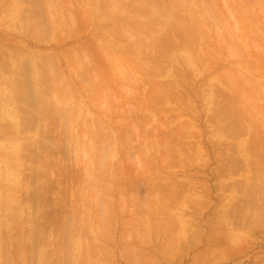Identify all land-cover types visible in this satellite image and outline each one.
I'll return each instance as SVG.
<instances>
[{"label":"rangeland","instance_id":"rangeland-1","mask_svg":"<svg viewBox=\"0 0 264 264\" xmlns=\"http://www.w3.org/2000/svg\"><path fill=\"white\" fill-rule=\"evenodd\" d=\"M19 1L22 2V3H19ZM25 1H27V2L25 3ZM32 1H34V2H32ZM45 1L47 3H49V2L51 3L53 1H56L57 3L55 2V5H56V8H57V6L59 7L60 15L58 14L59 13L58 12V8L56 10V12H58V13H53L52 14L53 10L55 12V9L56 8H54L52 11L50 10L51 7L46 8L49 5L48 6L47 5H43V3L44 4L46 3ZM58 1H62L63 2V0H58ZM58 1L57 0H51V1L50 0H48V1L47 0H44V1L43 0H22V1L21 0H0V101H1L0 102V106H1L0 107V176H1V182L0 183H2V185H3L2 188H0V207H1L0 208V235H1L0 236V247H1L0 248V264H53V263L54 264H86V263L87 264L88 263H90V264H94V263L95 264H264V108L262 109V107H264V104H263L264 103V99H262L263 96H264V93H263L264 91H262L263 90L262 87L264 85H262V87L259 86L260 88H262L261 89V93L263 94V96L262 95H259L260 90H257L258 93L255 92L256 94L251 92L253 94V96H255L257 94H258L259 97L262 96L260 98L255 96L254 102H250L251 104L253 103L254 105L255 104L256 105L259 104L258 107H261V105H262V107L259 108V109L255 105V107H254L255 108V111L252 110V107L254 105H251V104L248 103V105L245 106L247 103L246 104L244 103V105L242 104L245 101L243 99H245L246 96L245 97L243 96V98H242V96H239V97H241L239 99L237 98L238 97L237 96L236 97V100L238 99L239 101H236V102L233 101L235 98H232L233 100L231 99V101H233L234 104L236 103L235 104L236 106L233 105V102H230L229 103V101H227V100H230V97H229L230 95L233 97V92L234 91H232V93L230 95L228 94L229 96H227V98H229V99H227V98L224 99L226 97V95H225V97L224 96H220L218 99L215 98L218 101L223 100V99L226 100L227 101V103H225L226 106H224V104H223V102H226L224 100H223V102H220L218 105L216 104L217 101H215V104L212 102V101H214V100H212V98L214 99V97H218V95L221 94V93L218 94V92L216 91V89H218L219 87H221V84L220 83H222L224 81V79H226L225 78L226 77L225 75L227 74V72H228V75L231 76L230 73H234L235 70L237 68H239L237 66H240V68L238 70H240L242 68L243 71H244V68L247 67L246 65L249 66L248 63L253 58L252 55L254 57H256L255 55H257L256 58H253L252 59V61L255 59L254 60L255 62L253 61L252 64L254 65V63H256L254 65V66H256V69L255 70H258L259 72L256 71V75H255V71H254L253 66L251 64L252 61L250 62L252 69H249V70L250 71L253 70L254 72L253 71L250 72L249 70L246 71V72H249L250 74L253 72L255 78H253V74H252V76L249 75V74H247L248 75L247 76V75H245L246 72L244 74L241 73L242 70L240 72L237 70L238 73L239 74L241 73L240 75H242L243 78L247 76L249 78V80H253V81H256L257 79L258 80H262V78H264V67H262V66H264L263 65L264 64V61H263V63L261 62L262 60H264V58H263L264 56L263 55L260 56L262 58L261 61H260L262 63V66H261V64H257V62L259 61V60L257 61V59H260V57H258L259 56V52L263 51V54H264V49H262V47L264 45V28H262V26L264 27V0H236V2L234 0H229L231 4L229 2H226L228 0H215V4H214V0H204V1L203 0H199V1L194 0L193 1V2H195L194 4H193V2H191L192 0L191 1L190 0H182V1L180 0L182 2L181 7L183 5V6L186 7L185 10H187L189 7H190V9L187 10V11H185L183 9V7L182 8L179 7V9H181L183 11H181V12L180 11H177V13L175 12L176 13L175 16H173L174 14L173 15L171 14V21H172L174 27L175 28H178L180 31L183 28H185L184 25L187 22H191L192 24L193 23L194 24H197L198 23V25L201 24V28H203V29L204 28L205 29L207 28L206 31L204 29V31L206 33L211 30L213 33H211V31H210V32L207 33V35H205V32H201V33L204 34V35L201 34V36L203 35L204 36V39H205V40L202 39L203 45H204V43L209 44L210 43V40H212V38H213L212 36L215 35L214 36L215 43H214V40L212 42L213 45L210 43L211 44V45H209V46H211V48H209L210 50L212 49V46H213V49L215 48L214 47L215 46L214 44L218 43L219 40H221V39L223 40V38H220V37H223L224 34H225V36L227 38L229 36V35H227L229 32L232 33V34L238 32V34H239L237 36L238 39H239V36L240 35H244V34H247L248 33V35H245V36H249L250 34H254L253 37L257 36L256 37L257 39L256 38L254 39L252 37V35H251L250 36L251 37L250 39H254V42H253V44H252V42H251V44L250 43H248V44L251 45V46H254V47H256L255 46L256 44L259 47L262 46L261 48H258L257 47V49H260L261 50V51H258L256 49L258 51V54H257V51L253 47L252 48H253V50L256 51V54L255 53L252 54V51L250 52V49H252L251 46H249V49L245 48V49H247L248 53L250 52L252 55L249 56V54H248V58H249L250 61L248 59H246V58H245V60H242L241 59V54L239 55V52L240 51H241L240 53H242V49L240 47L243 46L244 42H246L248 40V38H246L247 40L245 39L246 41H244L243 38H245V36H243V38L241 36L240 37V40H239L240 43L237 42V44H239L238 45V49L239 50L241 49V50L238 52V57L233 58L235 54H234V52L232 53V51H231L232 49L230 50L229 47L231 46V48H233L235 46L233 44L236 41L235 40L233 41L232 39H235L236 36L233 34V36H234V38H233V36H231L232 34H230V36L232 37V39H231V37L229 36L230 39H231V42L229 41L231 43V45H230V43L228 45H230V46H228V47H222V46H220V45H223V46L227 45V43H228L227 41L230 40L229 38H228L227 41H225V42H227L226 44H225V42L222 44L221 41L219 42L220 45L219 44H216V45H219L221 47L220 49H222L221 50L222 53H218L219 54V59H221V60L217 59V60H219L218 62H221V63H218L217 62V64H220V65H217V67L219 68V70H217V67H216V70L218 72L220 71L219 73H221L220 76H218L219 73L215 70V68L213 70L215 72H212L210 74V76H209V74L207 73V71L211 67V64H210V67L209 66L205 67L204 68L205 70L203 71L204 72L203 75L208 76L207 77L208 79H205L204 80L205 83H203V81H202V79H203L202 76L203 75L201 76V74H200V76L202 78H200V76H199V71L198 70H203L202 68L200 69V65H199V67H197L198 68L197 69V72L196 71L194 72V70H195L196 67H194V70H193V67H192V70H189V72L190 71H193L192 72L193 74L192 73L190 74V73L187 72L188 75L186 76V78H184L185 77L184 75H186V74L183 75V73L181 72V70H183L184 68L181 69V67H182V65H183V67H185L186 65H188L190 63L186 60V63L183 62V64H182V61L184 59H187V58L184 57V55L182 56V57H184V59L183 60L181 59L182 53H180V52H182L184 50L181 51L180 49L179 50L177 49L178 52H179V55L180 54L181 55H180V58L179 57L176 58V56H178V52H175L174 53L175 55H174L172 52L173 51H177V50H174L175 48H171L170 50H172V51H170V53H172L173 54L172 56H175V57L172 58L171 55H168V57L170 56V59L168 58V60H171L172 61V59L175 60V58L178 60V58H179V60L181 59L182 61H180L181 63H180L179 66H178L179 62L177 60L174 61V62L172 61L173 64H172L171 61L170 62L167 61L166 63H170V64H166L167 67H165V71H166V68L171 70V64H172V68H174L175 65L177 67H180L181 66L180 68H177L175 66V69L177 68V70L179 69V71L181 72V73L180 72L178 73V75L179 74L181 75V76L179 75V77L182 78V75H183V78H184V80H183L184 82L182 81V84L183 85H181V87L184 86V89L181 88V87H178L179 89L181 88V90H179L180 91L179 93H181V91L183 89L184 90L183 93L185 94V91H187V89L189 88V86H192L193 89L196 86V88H198V89H195L194 90L195 91L194 94L196 92L197 93L201 92L204 95L208 93L207 96H204V95H202L200 93L202 95L201 97H204V98H202V102H201L200 95H197V93H196V95L193 94L192 87H191V90H192L191 92L192 93H190L187 96L189 97L191 95V98L190 97L188 98L189 100L190 99H192V100L193 99H196V100L191 101V102H189L188 99L185 100L187 97L185 99L182 98V97H180V95L183 94V93H181L180 95L177 94V93H174V90L177 89V88H175L174 90L172 89L173 91L172 90L171 91L174 94L179 95V96H177V97H179V99H176L175 98L176 96H175V97H172V99L170 97V99H168V100H171V101H168L167 100V96L169 95V93H168V95H166L165 94V91L162 92V90H163L162 86L160 87L161 81L163 82L162 79L165 78V77H163V75H165L166 72H168V71H166V72L163 71V72H160V73L157 72L158 74H156V75H160L159 76L160 78H158L156 76V79H155V76H151L150 74L152 72L153 73H156V72L153 71V69L155 70V69H158V68H156L154 66L155 65V62H154V60L151 59V57L148 56L149 58L147 59V56H146V58L144 57L145 59H143V56H145V55L140 56L141 53L139 54L140 57H138L136 51L134 50L135 47L134 48L131 47L132 48L131 51L134 50L135 53H136V55L134 53H133V55H135V57L137 56L136 58H139V59H137V60L134 61V59H136L134 57V59L132 60L133 61V64H136V61L139 62V60H140L139 63H142V61H144V60H148L147 63L145 61L143 62L144 64L145 63L148 64V63H150L149 60H151L152 65H151V63H150V65L152 67L150 66V68H153V67H155V68L151 69L152 72L151 73L149 72L150 73L149 74L148 73V69H150V68L147 67L148 65L146 66L148 69H145L146 67L142 68L143 71H140V70L138 71V69H137L138 68L137 67L138 65H136V68H134L135 66L132 64V61L130 62V60L133 58V56L130 58L132 52L129 53L130 56L129 55L126 56L127 59L128 58L130 59L128 62L131 63V64H129L127 62V59L126 60L124 59V61H122L123 59L122 60L120 59V58H123L122 57L123 55L128 54V51L126 53H125V51L129 47L126 48L127 46H125L126 49L124 50V46L122 47V45L119 44V43L122 44V42H117V40H116V39H118V38H116V37H118L117 35H116V37H112L111 38L112 41H110L111 44L113 43L112 46H114V47L111 48V44L109 42L108 43L110 45L107 44V41L110 40L109 37H111V36L114 35V31H116V32L121 31L120 33L126 32L124 34L127 37L124 34H122L123 35L122 37L125 36L124 38L126 40H129V42L131 41L130 38H133V34L130 31H133L132 28L135 29V27L137 26V24L138 25L140 24V26L139 27L137 26L136 29L137 28H140V27L142 28L141 25L143 23H140L138 21V19H137V18H139V15L138 16H137V14L136 15H133V13L135 14V13H137V11L142 12L141 11L142 8H140L141 6H143L142 4H139L140 6L138 7V4L135 3L136 1H134V3H133V4H137L138 9L140 8L141 10L139 9V10L133 11L135 6H133V10L132 11L129 10L130 8H128V10H129L128 12L125 11V10H123V12H124L125 15L128 14L129 12H131L130 14H132L131 15L132 17H130L128 19V17L130 16V14L128 16L126 15L127 16V19L129 20V23L130 24L128 23L129 27H128V25L126 26L127 28L125 27L127 29V31H123L122 32V30H125V29H123L124 28L123 24L126 25L128 21L125 22L126 17L125 18L124 17L122 18L123 15L120 17L122 19L119 18V14L122 12V9H120V8H124L123 6H125L126 4L129 7L130 5H128V3L131 2V4H132V1L133 0L132 1L128 0L129 2L127 0H122L124 2L126 1V4L123 3L124 5L123 4L120 5V8H118V9H120L119 10L120 11L119 14L117 13L116 10L112 9L113 8V5L112 4H114L115 1L113 3V1L110 0L112 2L111 4H110V1H108L109 2V5H111V7H112L111 8L112 9V12H114L113 15H115V11H116V14H118V17H116L117 15L116 16H113L112 15L113 17H115V20H116L115 21L114 19H112L113 17H111V18L109 17L112 13L111 14L108 13V16L105 15L107 12L104 13V15H102V17L103 16H106V17H109L110 18V19L109 18H107V19L113 20L112 21V25L114 24L113 22L115 21V24L113 26L114 31L112 29V25L111 26L108 25L110 21L108 22L107 19L105 20L106 17L102 19V17L100 16V18L98 20L99 21L100 20H104V21H101V23L98 21L99 24H100L99 27L101 28V26H102L101 24L102 23H103V26H104L105 21H107L108 24L105 25V26H107V27L110 26L111 28L110 27L109 28H106L105 27L104 28V31H103V29L100 30L99 27L97 26L98 24H96L97 23V18L96 17H99V15H100V14L99 15H96L97 12L99 11L98 8H100L97 5L99 3V1L92 2L93 0L92 1L86 0V2H85L83 0L84 1L83 2L82 0H73V1L71 0L72 2H70V0H68V1L64 0L65 3H66V5H67V8H68V6L70 4V8L69 9H66V5L60 4L61 8L63 6H65L64 8L67 10L66 11V14H64V15H63V13H65L64 12L65 10L63 11V13L61 12L64 8L63 9H60V6L57 5L58 4ZM94 1H96V0H94ZM102 1L104 2V6H106L107 5V2L104 1V0H100V3L101 4H102ZM122 1H120V3ZM161 1H163V0H161ZM171 1H173V0H171ZM171 1L170 0L169 1L167 0L166 1L165 0V3H159L158 2V4L161 5V7L162 6L164 7L165 5H168L169 7H171L174 4V2H177V3L180 2V1L174 0V2L172 4V3H170ZM205 1H207L208 3H210V2L211 3L208 4L206 2V4H207L206 5L205 4ZM216 1H217V3H216ZM220 1H222V3ZM74 2L77 3V4H79V6L77 4H75ZM16 3H17V5H16ZM100 3H99V5H100ZM177 3H175L176 6H177V8H176L175 5H173L171 8H173L175 6V8L178 10V4ZM197 3H199V4H197ZM233 3H235V6H234ZM34 4H35V7H34ZM52 4H51V6L53 7L54 6V2ZM94 4H95V6L97 5L98 8L97 7H93ZM204 4L207 7H205ZM216 4H217V6H216ZM227 4L229 5L228 7H227ZM71 5H74V6H71ZM18 6H21V7L19 8ZM104 6L102 4L101 7H104ZM127 6H125V7H127ZM75 7H76V9H75ZM81 7H83L84 9L85 8H90L89 10H91V11H92L91 8H95L96 11L93 9V12L95 14L93 12H91L92 13L91 18H93V14H94V18L96 19V20L95 19H92V22L94 21L93 23L90 22L91 19L89 20L90 17L88 15H91V14H89L90 11H88V10H87L88 11V14H87L88 18H86V19H88V21H87L88 23L86 22V24H85V21L86 20L85 21H81L83 23L80 22V20H82V19L84 20V16L87 13V11H85V15L83 16L82 13H84L83 12L84 9L82 10ZM143 7H145V6H143ZM213 7H216V9L219 12V14L217 13L216 9L215 10L213 9ZM72 8H73V10L71 11ZM108 8H110V6L108 7V5H107V9ZM175 8H173L172 11H174ZM198 8H200V9H198ZM16 9H18L20 12L18 10H16ZM21 9L23 11H21ZM35 9H36V11H34ZM45 9L47 11L42 12V10H45ZM101 9H103V10L101 11ZM104 9H105V7L104 8H100L101 13L105 12ZM131 9H132V7H131ZM165 9H167V6L165 7ZM48 10H50V13L51 14L49 13ZM77 10H79V12H77ZM149 10H150V8H149ZM211 10L212 11L214 10V11L212 12ZM241 10L243 12H241ZM189 11L191 12V14L188 13ZM207 11H208V13L209 12L210 13L208 14ZM14 12H16L15 13L16 15L13 14ZM38 12L43 13V14H40ZM47 12L50 14V16H49V14ZM146 12H149L148 9L146 11H144V13H146ZM178 12L180 14L185 13L184 16L187 14L186 17H184L186 19L183 18V15L182 16L181 15L178 16L177 15V14H179ZM235 12H236V14L233 15ZM213 13H216V15L213 14ZM37 14H38V16H36ZM55 14H58V15L56 16ZM70 14L73 15V16H75L74 14H77V16H75L77 18H80V16H82L81 17L82 19L80 18L79 19V22H78V24H80V27L79 26H76L78 24H76V25L74 24V23H77V22H75V21H78L77 18H76L77 20H75V21L73 20L74 23L72 21H70L71 22L70 24L72 25V23H73V26H71L69 24V22H67L68 21L67 18L68 19H71L70 17H73ZM121 14H123V13H121ZM210 14H212V15L210 16ZM217 14H218V16H217ZM223 14L224 15H229V18H232V16H233V18L230 20L229 18H227L228 16H224ZM239 14H241V16H243V17L245 16L244 17L245 20L242 19V21L244 22V24H243V22H241V18H243V17H240V19L238 18V16H240ZM42 15H44V17ZM230 15H231V17H230ZM236 15H237V17H236ZM34 16L36 18H34ZM54 16H56L57 19ZM64 16H66L67 18L64 17ZM68 16H70V17H68ZM87 16H85V17H87ZM136 16H137V18H135ZM172 16L173 17H176V18L172 19ZM187 16H189L188 17L189 19L187 18ZM256 16L258 17V19H256L257 18ZM49 17H50V19H49ZM58 17H60L59 18V21H58ZM161 17H159V18H161ZM211 17H213V19H209ZM215 17L216 18L219 17L222 20L221 21L220 20L217 21L216 19H214ZM39 18H40V20H39ZM51 18L53 20L52 22L55 21L54 23L55 24L57 23V27H56V25H54V24H52L50 22L51 21ZM61 18H63V19L61 20ZM117 18H119L120 20L119 19L117 20ZM159 18L157 17V20L154 18L155 19L154 24H156V25L153 24V26L154 27L155 26L157 27V28L155 27L156 30H153L154 29L153 27L150 28V30H149V28L147 27L148 29L146 28V29H142L141 30V32H143V30H145L144 32L147 31V33H144L143 34V33L138 32V31L137 32L140 33V34L134 33V36L138 34L137 36H141V38H143V39H141L139 37V39H136L137 40V43H136L135 40H132V41H135V43L133 42L134 43L133 44L134 46H135V44H136V46H139V47L142 46V44L139 45V43L141 41L143 43L144 42L143 40H146V38L143 37V35L144 36H145V34L146 35H150L149 33L152 32V30H153V32L156 31V32H154V34L156 33L155 35L152 34V35H154L152 38H156V35L159 36V37L161 36L160 33L163 32V30L162 29L160 30V28H163L164 29V27H162V26H165V25L160 26L161 23L159 22L160 21ZM191 18H193V19H191ZM219 18H217V19H219ZM224 18H226L227 21ZM64 19H66V22H64L65 21ZM151 19H153V18H151ZM151 19L149 21H151ZM161 19H163V17ZM181 19L183 20L184 23L181 21ZM196 19L198 21H196ZM203 19H206V20L209 19V20L206 21V20H203ZM36 20H38L37 23H36ZM45 21H48V23L45 22ZM62 21L64 23H68L70 26H68L67 24L65 25L64 23H62ZM135 21H137V23H135ZM149 21H148V23H149ZM156 21L159 22V24H157ZM213 21H216L217 23L216 22L214 23ZM224 21H226V22H224ZM38 22H40V23H38ZM119 22H121V23L119 24ZM131 22L133 23V25L136 24L135 27L133 25H131ZM223 22H224V25H223ZM43 23H46V24L43 25ZM49 23H51V24H49ZM61 23H62V29H61ZM145 23L143 24L144 25L143 27H145V25H147V23L146 24ZM41 24H42V26H41ZM82 24H84V25L82 26ZM95 24H96V26L98 28L95 26ZM118 24L119 25L122 24L123 28H121V30H118L119 29V26L117 27ZM250 24L251 25L253 24V26H251ZM14 25H16V26H14ZM115 25H116V27H115ZM150 25L152 26V23L151 24H148V26H150ZM226 25H228V26H226ZM229 25H230V27H229ZM32 26H33V29H32ZM47 26H48V28H47ZM74 26H76V27H74ZM103 26H102V28H103ZM122 26H120V27H122ZM194 26H197V25H194ZM204 26H206V27H204ZM35 27H36V29H35ZM43 27H46L48 30L46 28L43 29ZM51 27H53V29ZM63 27H65V28H63ZM71 27L72 28L74 27L75 29L78 28V29L75 30V29H72ZM220 27H221V29H220ZM228 27L231 28V29H229ZM246 27L247 28L250 27L252 29H249V28L247 29ZM67 28L70 31H68ZM128 28H130V29H128ZM245 28L248 31H245ZM258 28H259V30H258ZM25 29H26L27 32L25 31ZM45 29H46V32L44 33ZM81 29H82V32H81ZM98 29H99V31H98ZM108 29L112 30L113 32H110ZM178 29H176L174 31L175 32L176 31H179ZM260 29H262V30H260ZM55 30H57V31H55ZM64 30H67L68 33L65 32ZM74 30H75V32H74ZM159 30H160V32H158ZM226 30L228 31V33H226L227 32ZM242 30L245 31V33H242L241 32ZM79 31H80V33H79ZM220 31H221V33H219ZM260 31H262V32L260 33ZM33 32H35L36 37H34L35 35L33 34ZM107 32L111 36H109L107 34ZM127 32H128V34H127ZM129 32L132 35H130ZM135 32H136V30H135ZM71 33L72 34H76L77 33L76 35H74V37H76V39L73 37V35ZM78 33L80 34L81 38H80V36H79ZM120 33H118V34H120ZM30 34L32 35V36H30L31 38L29 37ZM44 34H46L47 36L44 35ZM66 34L68 36L67 38H66ZM208 34L210 36L211 35L212 36L210 37V36H208ZM216 34H218L219 36L216 35ZM62 35H64V36H62ZM104 35H106V36H104ZM77 36H79V37H77ZM96 36L99 37L100 39L97 38ZM100 36H103V37H100ZM207 36L210 38V40H209V38ZM216 36L219 37V38L217 39ZM225 36H224V39H225ZM47 37H48V39H46ZM93 37H94L95 41H94ZM122 37H121V39H123ZM205 37H207L208 38L207 40H209V41H207ZM63 38L64 39L66 38V39L64 40ZM101 38L104 39V40L106 39L105 40L106 41V44L105 45L110 46L108 48L109 49L110 48L112 49V51H110V53L108 51H106V48L104 47V44H103L105 42H102V41L100 43L103 44V47L105 48L104 51H106V52H105V55H104V52H100V51H103L102 49H100V45L101 44L99 43V41L102 40ZM147 38H149V36ZM113 39H114V41H113ZM133 39H135V38H133ZM241 39L243 41H241ZM126 40L123 41L124 42L123 44H125V45L128 44V46H133V45H131L132 43L131 44L129 42L127 43ZM173 40L175 42H177L175 39H173ZM173 40L170 39V40H168V42H171V41L173 42ZM236 40H237V38H236ZM82 41H85V42H82ZM118 41H120V40L118 39ZM178 41H179V39H178ZM81 42L83 43V45H82ZM80 43H81V46L79 45V48L82 47V46H84L85 45L84 43H86V46L85 47L88 46V48H91L90 45L92 46V48L89 49L90 50V54L88 52L90 58L93 57V58H91L92 59V62L95 59V56L97 57V55H101L102 53L103 54L101 56H104L103 58L105 60H107V59H110V58H107L106 57L108 53L110 54L109 56H113L114 57V56H116V52L114 53V51H117V50L122 51L123 50L122 51L123 53L121 54V56H119L120 53L118 52V56H119V58L117 56L118 59L116 57H114V58L116 60H119V59L121 60V63L120 64H122V66L120 67V65H119V68H121L122 70H125L124 68H127L126 71H123L122 73L121 72L119 73V70L122 71L121 69H119L117 71L118 68H114L115 66L113 67L112 64L109 63L108 60H107L108 61L107 62V61H105L103 59H100L99 58L100 56L97 57L96 60H98V58H99V60H101V61L98 60V62H97L96 60H94L95 63H96L95 66L90 67V65L94 64V62L92 64L88 63V65L85 66L84 65L85 64L84 60L86 58L79 55L80 49L78 48V44H80ZM260 43H262V44H260ZM144 44H146V46L148 45L147 46L148 48L151 47L152 44L150 42V38L147 41H145ZM237 44H236V48H237ZM115 45H117V47H115ZM246 45H247V43L243 47H247ZM94 46H96V48ZM16 47L20 48L22 51L20 49H17ZM76 47H77V51L79 49V52L78 53L76 52L77 56H75L76 54L74 55L72 53V51L75 53ZM139 47L138 48L136 47V48L138 50L145 48L144 46H143L144 48H142V47L139 48ZM191 47H195V46H191ZM108 48H107V50H108ZM154 48L156 49L155 46H154ZM227 48H228V50H227ZM12 49H15V50H13L15 53L13 51H10ZM69 49H71L72 51L69 50ZM73 49H75V50H73ZM194 49L196 51L197 48H194ZM233 49H235V47ZM238 49L237 50L235 49L233 51H238ZM245 49L243 48V51ZM128 50L130 52V49H128ZM199 50L201 52H203V50L199 49V46H198L197 51H199ZM217 50H219V49L217 48L216 49V52H214V50L212 51V54L214 52V54L212 55V57L214 55H216L217 52H219ZM2 51H4V52H2ZM18 51H21V52H18ZM38 51H40V52H38ZM70 51H71L72 54L70 53ZM93 51L95 52V56H91V53H93ZM144 51L145 52L146 51L149 52V50H146V49ZM144 51H142V52H144ZM226 51L227 52L231 51V55H233V57H232L231 60H229V58H231V57L228 56L230 54H227ZM28 52H30V53H28ZM41 52H43V53L41 54ZM99 52H100V54H98ZM111 52H113V55L111 54ZM137 52H139V51H137ZM147 52H146V55H147ZM224 52L226 54H223ZM37 53L39 54V56L41 55L42 57L41 56L38 57L37 56L38 55ZM184 53H185V51H184ZM208 53H210V52H208ZM22 54H24V55L27 54L28 57L27 56L23 57ZM186 54H187V52H186ZM218 54H217L216 57H218ZM92 55H94V53ZM224 55L225 56L227 55V56L224 57ZM44 56L49 59V60L47 59L48 62L51 60V63L49 62L50 63V66L46 65V64H49V63L48 62L46 63V58ZM49 56L54 61H56V62L53 61L55 63L54 68H52L53 67L52 65L54 63H52V59ZM235 56H237V54ZM239 56H240V58H239ZM21 57H22V59H21ZM32 57H34V58H32ZM75 57H77V58H75ZM113 57H111V58L113 59ZM216 57L214 56L213 58L216 59ZM223 57H224V59L225 58L227 59V57H228V60L229 61L228 60L226 61V60L222 59ZM26 58H28L29 61L27 59V62H26L25 61ZM37 58H38V60H36ZM39 58L41 60H45V61H41V60H39ZM81 58H83V59L85 58V59L82 60ZM90 58H87V61H89ZM238 58H239V60L240 59L241 60L240 61L237 60ZM33 59H34V61L36 60L35 63L36 62L38 63V64L36 63V66H35V63H34ZM58 59L60 61H57ZM75 59H77V60L75 61ZM80 59L82 61H80ZM165 59H167V57H165ZM212 59H209L211 61H208V62L209 63L212 62L213 61ZM30 60H31V62L33 61V65H32V63L30 64ZM116 60H115V62H116ZM217 60H215V61H217ZM231 61H232V63H231ZM58 62H59V64H58ZM79 62H82L81 64H83V62H84V64H83L84 66L83 67H79V69H77L78 67L76 65L79 66V64H78ZM115 62H113V64ZM124 62H126V63H124ZM208 62L205 61V65L204 66H206V64L209 65ZM233 62H234V65L236 63L237 66H233ZM44 63H46V64H44ZM127 63L130 66L132 65L133 67H129V65ZM162 63H164V62H162ZM201 63L203 65L204 62H201ZM238 63H241V64H238ZM117 64L118 63H116V67H117ZM144 64H143V66H144ZM28 65L29 66H32V67H29ZM45 65H46V69L49 68V70H50V68H51V70L53 69L56 72V73L53 72L55 78H52L53 74L50 77V75H51V72L50 71H49L50 74L47 73L48 71H44L43 68L45 67ZM108 65H110V66H108ZM242 65H243V67H242ZM37 66H38V69H37ZM168 66H170V67H168ZM188 66H186V67H188V68L191 69L190 65H188ZM204 66H202V67H204ZM231 66H233L234 68L230 69ZM259 66L261 67V69H260ZM33 67L35 69L34 71H33ZM39 67H41V68H39ZM75 67H77V68H75ZM87 67H89V69L92 68V71L95 70L94 69L95 67L98 68V69L96 68V70H99V67H100V70H105L106 71V72H104V71L103 72L101 71V72L104 73V75L107 73V77L109 76L108 79H107L106 76H104L103 74H101V76L102 77L104 76V78H101V82L102 83L98 85V83H100V80L98 81V78L100 77V74H99L100 71H97V73L99 74V76L98 75H92V74L89 73V69ZM251 67L249 66L248 68H251ZM30 68L32 70H30ZM82 68H83V70H82ZM113 68L116 69V70L114 71ZM188 68H186V71H187ZM39 69L42 70L43 72H41ZM56 69H57V71H56ZM59 69H60V71H59ZM247 69H245V70H247ZM29 70L31 72L33 71V73H34V74H32L33 77L34 78L35 77L39 78V79H36L35 78L36 80H39V81H36L35 80V82H34L33 81L34 80L33 77H32L33 78V80H32V78L30 77V76H32V75H30L31 72H28ZM36 70H38V71H36ZM81 70L83 71V74H82V71ZM84 70H85V72H84ZM86 70L89 73L88 75H92L91 76L92 78H93V76H94V78H95V76H98V78L93 79V81L95 80V82H97L96 84H94V82L92 81V78H89L90 76L84 75V73H86ZM112 70H113L114 73L112 72ZM145 70H147V71H145ZM151 70H149V71H151ZM232 70H233V72H232ZM35 71L37 73H35ZM62 71L66 75L63 74ZM92 71H91V73H92ZM116 71L120 75H123V74H125V75L126 74H130L131 75L133 73L132 76L134 75V72H137V73L139 72L141 74L143 72L144 74L147 73L146 74L147 77H148V74L150 75L148 77L150 80H152L154 78L153 79L154 80V83L158 79H161V81H160V83H158L156 81L155 85L153 83L154 86H152L151 85L152 82H150V85L152 87L148 88L149 87V82H148V85L146 83H147V81H150V80L147 79L146 75L142 74V76H141V74H139V73H138L139 75H134V76L138 77V79L136 77H134L135 78L134 79V82L132 81L131 83L129 81L130 80L129 79V76L130 75L129 76L127 75L128 76V80H126L124 82L127 83V81H129L130 84L126 85L124 83L125 84V86H124L125 89H124V88H122L123 87V85H122V81H123L122 80V77L125 80L126 76L124 75L125 77L124 76H121V78H120V76H118V73ZM155 71H157V70H155ZM186 71L183 70V72H186ZM205 71H206V74H205ZM19 72H21L20 73L21 75L24 74V76L23 75L20 76ZM40 72L43 73V76H41ZM57 72H60L61 74L60 73L57 74ZM77 72L80 73V74H77ZM169 72L171 73V71H169ZM169 72L165 75L167 78H165L164 80H167L168 77H169V75H171ZM200 72L203 73L202 71H200ZM13 73H15V75H13ZM16 73L19 74L20 77L17 76ZM97 73H95V74H97ZM137 73H135V74H137ZM161 73H163V74H161ZM194 73H198V75L195 74V77H198V78H195V79L198 80V81L196 80V84L198 83L197 85L199 87L201 86L200 88L197 85H195V86L192 85L195 82L194 76H193V80H192L194 82H192V81L189 82V80L192 79L191 76L194 75ZM217 73H218V75H216ZM223 73L224 74L226 73V74L224 75ZM27 74L29 75V78H27V76H28ZM47 74H49L48 76H49L50 79L47 78L46 76H44V75H47ZM81 74L83 76H80ZM114 74H117V75H114ZM176 74H177V72H176ZM235 74H236V78L237 77L239 78V75H237V72H235ZM174 75H175L174 72H172L171 77L172 76L174 77ZM222 75H224V76H222ZM11 76H17L19 78L18 79H15V77H13V79H12ZM86 76H87L88 79L86 78ZM112 76H113V78H112ZM132 76H130V78ZM206 76H205V78H206ZM221 76L224 79L219 82L218 80H220ZM242 76L240 78H242ZM250 76H251L252 79L250 78ZM41 77H43L45 80H47L48 83H51V81H54L55 79L57 80L59 77H60L59 78L60 80L59 79L57 81L55 80L56 82L54 81L51 84H47L46 83L47 81H46L45 84H44V82H43L44 79L41 78ZM144 77H146V78H144ZM171 77H169V78H171ZM210 77L213 78V81L212 82L215 83L214 85L217 84L216 85L217 88L214 89L215 91L212 90V89H210V90L214 91L215 93L217 92L216 94L213 92V94H214L213 95L212 92L210 91L211 94L213 95V97L210 95V93L208 91L209 90L208 88H210V85L209 84L211 83V81L209 82V80H211V79H209ZM216 77H218L217 80H216ZM232 77H235L234 74H232L231 78ZM110 78H111V80H110ZM243 78L242 79H238V81L239 80H242L243 81ZM140 79L142 81H143V79H144V81L147 79L146 80V83L142 87H140L141 89L138 87V86H140V85L143 84ZM185 79L186 80L189 79V80L186 81ZM132 80H133V78H132ZM136 80H137V82H139V84L140 83H142V84L137 85ZM138 80H140L141 82L138 81ZM232 80L233 79H231V81ZM249 80H248V84L250 85L252 82L250 83ZM258 80L255 82V84H257V83H258V85H260L262 83L264 84V79L262 80V82H260V84H259V81ZM23 81H25V83H27L26 84L27 85V88H22L24 86V85L21 86V84L23 83ZM40 81H41V84H39ZM215 81H217V82H215ZM235 81L237 82V79ZM36 82L39 85L36 84ZM42 82H43V84H42ZM67 82H68V85L70 84L69 86L67 85ZM116 82H117V85H116ZM224 82H226V83H224ZM224 82L222 84V87H223L222 90L224 92H228L229 93L230 92L229 90H227V89L225 90L226 85H224V84H227V82L229 83L230 81H224ZM232 82H231V84H233V88H234L235 87L234 86V83L235 84H237V83L236 82H233L232 83ZM245 82H247V80ZM245 82H242V83L239 82V83H241V85H242ZM13 83H14V85H13L14 87L12 86ZM56 83H60V84H56ZM112 83H113V85H112ZM120 83H121V85H118ZM71 84H72V86H71ZM102 84H103V86H105L106 84H108L106 86V88H103L102 89L103 91H105L104 89H108L109 88L106 91L107 92L109 91L108 93L111 94V92H113L115 90L114 93L111 94V95H113V97L110 96V94L107 95V96L112 97L114 99V101L116 100V102H118V100L120 101L121 99L122 100L124 99L125 102L122 101V100H121V102H122L123 107L124 106L127 107V110L126 109L124 110V112L126 111L125 113H127V114L122 113L123 112V110H122L123 107H122L121 104L120 105L118 104L120 102L116 103V102L112 101L113 100L112 98H109L108 99L106 97V95H105V97L107 99H104V95H102V94H104L105 92H102V90L101 91L100 90H97L98 87H100ZM204 84H207L209 86H207V85L205 86ZM248 84L247 83H245V85L243 84L245 91H246L245 86L248 85ZM32 85H33V87H31ZM36 85H37V89L35 87V90L36 91L34 90V92H33L32 89H34V86H36ZM41 85H44V86L40 87ZM52 85L54 86V88L56 90L60 89L59 91L61 93H59V91H56L55 92V90H53L54 88H53ZM90 85H91V87H90ZM133 85H134L135 88L132 87ZM214 85H213V87H214ZM237 85H236V88L237 89L235 88L233 90H240V89L243 88L240 85L239 86L241 88H239ZM60 86H62V87H60ZM111 86H112V88H111ZM120 86H122V87H120ZM126 86H127V88H128V86H130V87H132V89L130 87L127 89ZM228 86L229 85H227V87ZM251 86L254 87V85H251ZM251 86H249V87L251 88ZM255 86L258 87L257 85H255ZM95 87H97V89ZM114 87H115V89H113ZM116 87H118L117 88L118 90L116 89ZM185 87H186V89H185ZM38 88H39L40 91H41L42 88H43L42 91L44 89H46L45 90L46 91V94L44 93V91H43V93L41 91V95H42L41 96V100H42V102H41V100L36 101L37 100V96H40V93L38 95V92H37L38 91ZM72 88H73V91L71 90ZM147 88L148 89H152V91H153L152 93L153 94L154 93L161 94V92H162V94H165L163 96L161 94V96L164 97V98L166 96V98L164 99L166 101L162 100L163 98L160 99L158 97L159 95L157 96V94H154V95L151 94V96L154 97L155 100H157V101H154L153 100L154 98L152 99V101L156 103V105L154 103V106H156V107L153 108L152 101H149V100H151V97H150L151 90H150V92H147V90H148ZM246 88H248V86H246ZM255 88L253 90L256 91L257 88L256 89ZM22 89H24V91ZM27 89H28V91H27ZM48 89L49 90L51 89V90L49 91ZM64 89H66V90H64ZM112 89H113V91H110ZM129 89H130V91H132L133 94L132 93L131 94L134 97L132 95L128 94V93H130ZM137 90H138V93L141 92V93H139L140 95L138 96V98H137L138 93L137 94L135 93V91L137 92ZM177 90H175V91H177ZM205 90L207 92H205ZM244 90L238 91V92H241V93L242 92H245ZM250 90H252V89H250ZM250 90H247L246 92H248ZM47 91L50 92V93H52V96H56V98H57V96H61V97H58L60 99V100H58V102L60 101L59 103H61L63 101L65 104L67 103L66 106H65L64 103L63 104L61 103V106L64 105L65 108L64 107L63 108L62 107H59L57 109V107L60 106V105L55 102V100H56L55 97H54L55 100H52V101H51V99H47L49 97L52 98L50 93H49V97L47 96L48 95V92ZM52 91H54V92H52ZM65 91H67L68 93L66 94ZM90 91L92 92L91 94H90ZM220 91H221V89H220ZM57 92L59 93L58 95H57ZM70 92H72V94ZM99 92H100L101 95L99 94ZM107 92H106V94H107ZM126 92H128V93L126 94ZM35 93H36V95H35ZM121 93H123V94H121ZM134 93L136 94V96L134 95ZM143 93H146L147 94V97L146 96L143 97L145 95ZM241 93H239L238 95H240ZM12 94L14 95V97H13ZM60 94H62V95H60ZM63 94H66V95L63 96ZM80 94H81V96H80ZM242 94L244 95V93H242ZM247 94L249 95V93H247ZM25 95H27V96H26V100L25 99L24 100H25V102L27 101V103H25L24 100H23V98H25ZM72 95H75L76 98L73 97ZM92 95L95 96V98H97V99L95 100V98ZM129 95L131 97H128ZM248 95H247V97L249 98L250 96H248ZM67 96H68V98H67ZM70 96L73 97V98H71ZM96 96H99V97H96ZM122 96H123V98H122ZM209 96H211V98H209ZM253 96H251V97H253ZM27 97H28V99H27ZM42 97L43 98L45 97V98L43 99ZM62 97H66L67 99L65 98L66 100L63 99L61 101V98ZM86 97H87V99H86ZM101 97L104 100H101ZM126 97L130 98V101L131 102ZM206 97L208 98V100H207ZM90 98H92V99H90ZM146 98L149 99V100L147 99L148 102H151L152 103L150 106L154 110L149 105H148L149 107L144 106V103L143 102L146 100ZM174 98L176 100H179V101H175ZM256 98H258V99L256 100ZM4 99H7V100H4ZM38 99H40V98H38ZM132 99H133V101H132ZM143 99H145V100H143ZM247 99H246L245 102L248 101ZM249 99L251 101L252 98H249ZM253 99H254V97H253ZM2 100H4L5 105H4V103H2ZM107 100H109V101H107ZM139 100H140L141 103L140 102L138 103ZM261 100H263V101H261ZM147 101H145V105L148 103ZM195 101H197L198 103H196ZM203 101L206 102L205 103L206 105L209 103V106H210V102H212L214 105H212L210 107L208 105L206 106L205 104H203L204 103ZM240 101H242V102H240ZM255 101L256 102L259 101V103H256ZM30 102L35 103L36 106L39 105V104L40 105H39V107L38 106L37 107L35 106V108H33V106H31L33 104H31ZM113 102H114V105L116 104V106L113 105ZM161 102L163 104H160ZM171 102L173 103L172 105H170ZM192 102L193 103H196V105H190V104H193ZM28 103L31 104L29 106L30 108L28 106H26V105H28ZM52 103H55V107L56 106L57 107L55 108L54 107V104H52ZM88 103H90V104H88ZM94 103H96V104L94 105ZM97 103H98V106H97ZM175 103L176 104L178 103V105L177 106L176 105L174 106ZM180 103H182L184 105V106H182V108L180 107V105H181ZM56 104H58V105H56ZM166 104H168L169 107ZM186 104H187V106H186ZM188 104H189L190 107L188 106ZM227 104H228V106L233 105L236 109H234V108L231 109L230 107L227 106ZM44 105H46V107ZM81 105H83V106H81ZM132 105H133V107L135 109L132 107ZM219 105L221 107L224 106V108L222 107L223 109L221 108L224 113H222L221 110L219 111V109H220L219 108L220 107ZM249 105H250V107H249ZM105 106H107V107H105ZM193 106L194 107L196 106V108L195 109L194 108H191ZM213 106H214V108H212ZM42 107H44V109L45 108L46 109H49L51 112L49 113V110H41V109H43ZM82 107H83V109H82ZM110 107H113V108H110ZM126 107H124V108H126ZM130 107L133 108V109L131 110ZM139 107H140L141 110L145 107V109L142 110L143 112L142 111L140 112ZM146 107H147V109H146ZM164 107H166V108H164ZM172 107H173V109H172ZM184 107H185V109H184ZM226 107L229 108L230 112H228V110H226L227 109ZM241 107H242V109H241ZM245 107H247V108L249 107V108L247 109ZM60 108L63 109V111H65L66 108L67 109L68 108L69 109L72 108L71 110H73V111L75 110L74 112H76V113H72L73 111H71L70 115H73L74 114L73 115V118L72 117H69V114L67 116L64 115L65 117L64 116L62 117L61 115H63L64 112ZM78 108H80V110H82V111L80 112ZM89 108H90V112L88 110ZM186 108L188 110H186ZM211 108L214 110V112H213V110ZM250 108H251V111H250ZM30 109H32L33 111H30ZM69 109H68V112L66 111L67 113L70 112ZM109 109H111V110H109ZM118 109L121 110V112L118 113L117 112V111H119ZM224 109L228 113H226ZM15 110H16V112L18 111L17 114L16 113H13V112H15ZM40 110L41 111H44L46 113H44V112L42 113ZM91 110L93 111V113H92ZM101 110H103L105 113L103 111H101ZM128 110L129 111L131 110V111L129 112ZM134 110H135V113L133 112ZM137 110H139V111L137 112ZM146 110L147 111L150 110V111L147 112ZM159 110L160 111L162 110V111L160 112ZM179 110H181V111H179ZM207 110H208V113H207ZM231 110H233L234 113H235L234 110H236V112H238V113H235L236 116L233 114V112ZM47 111H48V114H49V118L51 117V119L48 118ZM109 111H110L111 114L109 113ZM184 111L186 112V114H185ZM192 111H194V112H192ZM209 111L212 112V113H209ZM2 112H3V114H2ZM78 112H79V114H78ZM88 112L90 114L92 113L93 115H91L89 117L90 114ZM136 112L139 114L138 117H137L138 114ZM169 112H171V113H169ZM246 112L249 115H246ZM34 113H36L39 116H36ZM40 113L43 114L42 116L45 119L41 116ZM108 113L110 115H113V117L112 116L110 117V115ZM166 113L167 114L169 113V114L167 115ZM219 113H221V114L219 115ZM15 114H16L17 117L15 116ZM45 114L47 115L46 117H45ZM107 114H108V117H107ZM128 114H130V115H128ZM147 114L149 116H147ZM163 114H164V117H163ZM212 114H214V115H212ZM224 114L226 115V118H227L226 119V122H225V120L223 118L225 116ZM19 115H20V117L18 118ZM122 115L123 116L126 115V117H123ZM242 115H245V116H242ZM55 116L57 118H55ZM127 116H129V117L127 118ZM168 116H169V118H168ZM207 116H209V117H207ZM210 116H212L213 118L210 117ZM230 116H232V117H230ZM237 116H238V118H237ZM22 117L24 118V120H23ZM59 117L60 118H63V119H60ZM103 117H104L105 120L103 119ZM150 117H155V118L153 119V118H150ZM243 117H245L244 119H246V121H245L246 123L244 122ZM248 117H249V119L247 120ZM68 118H70V119L68 120ZM93 118L94 119L95 118L96 119L98 118V121L96 119L94 121ZM106 118H108V120L110 118H112L114 120L117 118V120H115V121L113 120V121L110 122V120H111L110 119L109 121L106 122V120H107ZM143 118L145 120H147V121H145ZM181 118H182V121H181ZM207 118H208V120H207ZM209 118H210V120H209ZM229 118H232L234 120L229 119ZM235 118H236V120H235ZM25 119H28L29 122L27 120H25ZM71 119H74V120H72L73 123L71 122ZM99 119H102V120H99ZM167 119L170 120L172 123L170 121L167 122L166 121ZM228 119H229V121H227ZM240 119H241V121H240ZM66 120H67V123H64V122H66ZM21 121L23 122V125H22V122ZM45 121L48 124H46ZM50 121H52V123ZM117 121H119V122H117ZM176 121L178 123H176ZM100 122H102V123H100ZM113 122H114V124H112ZM158 122H161V123L158 124ZM162 122H164V123H162ZM192 122L194 124H192ZM240 122H243L244 124L242 123L243 125H241ZM249 122H250V124L252 122V124L250 125L251 127L249 126V128H248L247 124L249 125ZM43 123H44V126L45 127L42 128ZM69 123L70 124L72 123L73 125L72 124L70 125ZM129 123L131 125L133 124V126H136V129H137V127L139 125H140L141 128L138 127L139 128L137 130L138 132H136L135 130L132 129L133 126L131 128L130 127L129 128L128 127H125V126H128ZM228 123H229V125H228ZM231 123H232V125H231ZM64 124H67V125H64ZM87 124L88 125H91V126H87ZM155 124L159 125V127L156 126ZM46 125L47 126L49 125L51 129H49V127L47 129ZM69 125L72 126V127H70ZM100 125H101V127H100ZM163 125L164 126L166 125V126L164 127ZM244 125H246V127ZM17 126H19L20 128L18 127V129H17ZM37 126H38V128H37ZM55 126H56V128H55ZM65 126L67 128H65ZM189 126H192V127H189ZM227 126H228L229 129L227 128ZM68 127H70V128H68ZM121 127H123V129H121ZM151 127H152V130L150 131ZM155 127L157 129H155ZM179 127H181L182 130L183 129L184 130L186 129L187 131H180L181 129ZM21 128H23V129H21ZM41 128H42V130H41ZM116 128H118V130H116ZM153 128H154V130H153ZM233 128L234 129L236 128V129L234 130ZM39 129L41 131H39ZM80 129H81V131H80ZM109 129H111L112 131L109 130ZM120 129H121V131H120ZM22 130H24L23 133H21ZM56 130H57V132H56ZM66 130H68V131H66ZM71 130H73V131H71ZM157 130H160L159 132L161 133V136H160V133L157 132ZM176 130H177V132H176ZM188 130H190L192 132V135L190 134L191 132L188 131ZM69 131H71V132H69ZM104 131L105 132L107 131V132L105 133ZM139 131H140L141 135H139L140 134ZM155 131L158 134H156ZM122 132H123V134H122ZM150 132L151 133L153 132V134L155 133L154 135H158V137L157 136H154ZM180 132H182V133H180ZM229 132H231V133L229 134ZM236 132H237V134H236ZM109 133H111V134H109ZM127 133H128V135L130 137H128ZM107 134H108V137L111 136L112 139H109L108 137H105V135L107 136ZM183 134H184V136H183ZM226 134L228 135V137L226 136ZM47 135H49V137ZM61 135H63V138L64 137L65 138L64 139H61L62 138ZM91 135H93L92 136L93 138L91 137ZM102 135H104L103 136L104 138L102 137ZM143 135L147 139H148V136H149V139H148L147 142L145 141L146 138L145 137L143 138ZM152 135H153L154 138L151 137ZM41 136L43 138H45V140L42 141V142H41ZM77 136H78L79 139L81 138V139H85V141H88V144L89 145L92 144L90 142H92V141H93V143L95 142L93 144L95 146L94 147H93V145L89 146L87 144V142H86V145L89 146V147H88V150L85 149L87 146H85L82 143V140H79L78 138L76 140V137ZM88 136H90V137H88ZM168 136H170V137H168ZM85 137H87V139ZM121 137H122L123 141L125 139V143L126 144H124V142L122 141ZM155 137H156V141L155 142L158 141V138H159V141L162 140L159 143L157 142L158 144L156 143V146L159 145V147L157 146L158 147L157 150L154 148L155 147V143H154L153 139L155 140ZM54 138H55V140H54ZM57 138H59L60 140L57 139ZM94 138H96V141H94L95 140ZM105 138H107L108 141L106 140V142H104L105 140H103L102 143H100L101 140L102 139H105ZM150 138H152L151 141H153L154 145H152L153 143H150ZM168 138H170L171 140L168 139ZM228 138H231V139L229 140ZM117 139H118V141H117ZM166 139H168V140L166 141ZM38 140H39L40 143L39 142H36ZM48 140H49V143H47ZM62 140H63V142H61ZM110 140H112V141H110ZM57 141H58V143H57ZM66 141L67 142L69 141V142L66 143ZM78 141H80V144L82 143L81 144V151L83 149V152L82 153L85 152V155H86V152L88 151L87 152V156L84 155L85 158H83V156L81 157V154L82 153H80L81 152L80 149L78 150V148H80V147H78V145H79ZM74 142H77V143H74ZM83 142H84V140H83ZM112 142H115V143H112ZM148 142L150 143L152 149H150V147H149L150 145H148L149 144ZM184 142H185V145H184ZM190 142H191V145H190ZM61 143L63 144V146H62ZM146 143H148V144H146ZM186 143H189L188 144L189 146ZM22 144L23 145L26 144L27 146L26 145L23 146ZM39 144L41 145V147H40ZM52 144L55 147V150H54V147L53 146L51 147ZM67 144H69V145H67ZM75 144H76L77 147L75 146ZM102 144H104V146H102ZM106 144H108V145H106ZM141 144H143V145H141ZM248 144H250L249 145L250 147L248 146ZM58 145H60L61 147H63V149L61 147L59 148ZM82 145H84L85 148H82L83 147ZM112 145H113V147H112ZM116 145H117V147L120 145L121 146V147H119L120 149L119 148L116 149L117 148V147H115ZM146 145H148L149 150H147L148 148H144V147H147ZM160 145H162L161 148H160ZM175 145H177L178 147L175 146ZM43 146L46 149L43 148ZM47 146H48V148H47ZM56 146H57V148H56ZM96 146H99V149ZM107 146H108V148H109V146L112 147V148L109 149V151H106V154H105V157H103V160L106 159V160H109L110 161V159L112 157H113V160H114V157L116 158L115 161L118 159L116 161L117 163L115 161L113 162L112 159H111L110 163H109V161L107 162L106 160H105V163L104 164L101 163V166H102V164H103V166L100 167V168H102V169L104 168L103 170H105V168H106L108 170V171L107 170L104 171L106 173L107 172L109 173V174L107 173L108 175L105 174V176L107 175L106 176L107 178L104 177V176H103V178L104 179L105 178L107 179V180L105 179V181H107V183L109 185L105 181H104V184H102V182L104 180V179L101 180L102 177H100V179H98V181H97V182L100 181L99 182V185L100 186L97 185V182L96 181H94V182H96L95 183L96 185H94V182H93L94 179L92 180V182H90L91 180L90 181L89 180H86L85 181V179H87V176H86L87 173H88L87 172L88 171L87 169H91L93 167V164H97V162H98L97 165H100V160L99 161L96 160L97 162L94 161L95 158H96V154H95L96 153V150L95 149L102 150L101 153L103 154V150H105L107 148ZM125 146H126V150H125ZM140 146H142V147H140ZM152 146H154V147H152ZM163 146H165V147H163ZM173 146H175V147H173ZM91 147H92V149L89 150V148H91ZM133 147H134V149H133ZM27 148H29V149H27ZM58 148H59V151H57ZM74 148H76V149H74ZM113 148L115 149V151H113L114 150ZM163 148L165 149V152H164ZM171 148H172V151H171ZM173 148H174V150L176 149L177 152L176 151L174 152ZM15 149L16 150L18 149V150L16 151ZM19 149H20V151H19ZM143 149H145V151H143ZM177 149H180L181 152H178L180 150H177ZM53 150H54V152H53ZM62 150H63V152H62ZM110 150H112L114 153L111 151L112 153L111 154H108L110 152ZM151 150H152V152H151ZM153 150L156 151V152H154ZM56 151L59 152V153L57 154ZM60 151H61V153H60ZM91 151H95V152H91ZM140 151L142 153H140ZM168 151H169V156L172 157L171 159H169L170 157L168 155H166L168 153ZM19 152L21 154H19ZM162 152L164 154L166 153L165 154L166 157H165V155ZM63 153H65V154H63ZM78 153H80V156H79ZM161 153L164 155L165 158L163 157V155H161ZM171 153H173L172 154L173 156L171 155ZM4 154H6V156H5L6 158L3 156ZM60 154H62V155H60ZM19 155L21 157V162H20L21 165L19 164V161H18L19 160ZM44 155L46 157H48V158H46V157L43 158ZM57 155L61 156V158L58 159L57 158ZM74 155H75V157H74ZM15 156H18V159ZM53 156H54V158L56 157L55 159H57V160H53L54 159ZM76 156H78L77 159H76ZM90 156H92V157H90ZM119 156H121V158ZM49 157H51V159H50V161H48V164L46 163V165H45L44 162L45 161L47 162V159H49ZM89 157H90V159H89ZM93 157H94V159H93ZM151 157H154L155 159L152 158L153 160H150ZM161 157L164 158L163 160H165V161H163ZM45 158H46V160H45ZM11 159H12V161H11ZM139 159H141V160H139ZM77 160H79V161L77 162ZM124 160H126V161H124ZM232 160L234 161L235 164H233V161ZM55 161H57L56 162V164L58 163L57 165H55ZM89 161H92V163H93L92 164V167H90L89 165H87ZM154 161H156L158 163V165ZM16 162L18 163V165H15V164H17ZM38 162H39V164H38ZM75 162L78 163V164L74 165ZM112 162L114 163V165L111 164ZM152 162H154V163H152ZM42 163H43V167L41 166ZM50 163H52L53 165L50 164ZM144 163H145V165H144ZM83 164H85V165H83ZM127 164H128V166H126ZM153 164H155V165H153ZM227 164H230V165H228V167H227ZM54 165H55V167H54ZM142 165L144 166V169L145 168H148V169L144 170L142 168ZM17 166H19V168ZM60 166H62L63 168L60 167ZM57 167L59 169L61 168L60 169L61 171L58 170ZM127 167H128V169H127ZM129 167H130V169H129ZM224 167L225 168L227 167V169L230 168V170H227ZM38 168H40V169L43 168V169L40 171V169H38ZM64 168H66V169H64ZM131 168H133L132 169L133 171L131 170ZM214 168L217 170V173L220 171L219 174H216L215 173L216 170ZM2 169H4V170H2ZM8 169L9 170L11 169L10 170L11 173L8 171ZM213 169L215 170V172L213 171ZM5 170H7V171H5ZM116 170H118L119 172H116ZM122 170L123 171L126 170V172L125 171L122 172ZM130 170L133 172L132 174L131 173L130 174L128 173V172H130ZM138 170H141V172L140 173L137 172ZM3 171H4V175H3ZM59 171H60V173H59L60 175L58 174ZM114 171L117 174L119 173L118 175H120V176L117 175L115 177L116 174H115ZM212 171L214 172V174H213ZM5 172H7V174ZM110 172H111V174H110ZM144 172H146L147 174H145ZM158 172H161V173L163 172L165 174H163V173L161 174V173H158ZM61 173L62 174L64 173L65 175H61ZM69 173H71V174H69ZM141 173H142V176H140V177L139 176L138 177L136 176L138 174L141 175ZM5 174H6V176H8L7 178H5L6 180L4 179ZM143 174H145V175L143 176ZM56 175H57V177H54ZM151 175H153V176H151ZM156 175L158 176V178L156 177ZM159 175H162V177L159 176ZM212 175H214V176H212ZM2 177H3V179H2ZM9 177L10 178L12 177L13 179H16V180H13L11 178L12 180L10 179V181H7V180H9L8 179ZM108 177H110V180H108ZM112 177L115 178L116 180L114 179L115 180L114 181L112 179ZM119 178H121L122 180L123 179H126V180H123L122 181L121 179L119 180ZM53 179H55V180H53ZM133 179L135 180V183L136 184L134 182H133L134 184L132 183V181H134ZM19 180H21V181H19ZM15 181H16V183H15ZM58 181L60 183H58ZM87 181H89L91 185L93 184V186H98V189H99V187H100V189H101V187L104 188L103 189V192L102 191H100V192L97 191V192H99L100 195L102 193L104 194V195H101V197L103 196L102 198H104V199H102L103 201L104 200H107V201H105V202H107L106 206H104L105 208L102 206L104 209L101 208V205L99 204L100 201L99 202H97V200L94 201V199L92 198L94 203L92 202V199H91L92 196L91 195H88V193H87L88 192V189H89V188H87V186H88L87 185L88 184ZM142 181L144 182V184H142V186H141L140 183ZM6 182H8V183H6ZM10 182H12V184ZM112 182H113V184H112ZM191 182H193V183H191ZM105 183H106V185H105ZM110 183L112 185H114V187L113 186H110ZM6 184H9V185H6ZM132 184L134 185V187H132L133 186ZM101 185H105V187L107 186L106 188H108V189L105 191V187H103ZM118 185H122V186L121 187L120 186L118 187ZM5 186H7L8 188L7 187L5 188ZM48 187H51V189H49ZM122 187H124V188H122ZM126 187H128V188L126 189ZM3 188H4V190H3ZM96 188L97 187H95V190H96ZM109 188L112 190L113 193L110 192L111 190ZM113 188H115V189H113ZM120 188H122V189L120 190ZM7 189H9L10 191L7 190ZM53 189H54V191H53ZM56 190H57V193H56ZM84 190H85L86 193L85 192L84 193L82 192ZM130 190H131V193H130ZM133 190H135V191H133ZM34 191H35V194L36 195H34ZM108 192H110V193H108ZM122 192L124 194H126L125 197H126V199H128V201L125 200L124 194ZM37 193L38 194L40 193L41 195H38ZM86 194L88 196H86ZM109 194L110 195L112 194L111 195L112 197H110ZM162 194H163V196L167 195V196H165V201L166 202L165 201L163 202L164 197L161 196ZM43 195H44V197H43ZM132 195H133L134 199H133ZM84 196H85V198H83ZM99 196L97 195V198H99V200H101V197H99ZM106 196H108L110 198L107 199ZM49 197H50V199H49ZM61 197L63 198V200H61L62 199ZM130 197H132V199ZM153 197H155V198L153 199ZM159 197H160L161 201H160ZM47 198H48V200H46ZM122 198H123V201L122 200L120 201V199H122ZM150 198L153 201L155 200L154 203H153L152 200H150ZM156 198H158L157 200H159L160 202L157 201ZM129 199H130V201H129ZM148 199L150 201H148ZM38 201H40V205H38L39 204ZM60 201H62L61 202L62 204L59 203ZM134 201H136V202H134ZM41 202L42 203L44 202V203L42 204ZM56 202H58L59 205H57L58 203L56 204ZM127 202H128V204H127ZM161 202H163L162 203L163 208L159 204ZM121 203H122V205L124 207L121 206ZM156 203L161 208L160 207H157ZM51 204L53 205V207H52ZM93 204H94V206H93ZM101 204H102V201H101ZM112 204L115 207V209H113L114 207H112ZM124 204L125 205L127 204V205L125 206ZM54 205H57V206L55 207ZM152 205L156 209L152 208ZM166 206H167V209L168 210H165L166 209ZM33 207H37V208H34L36 211L34 209L32 211L31 208H33ZM45 207H46V210H45ZM47 207H48V209H47ZM27 208H29L31 210H28ZM56 208H58V209H56ZM79 208L82 211H80ZM157 208H159L160 210L157 209ZM40 209H42L43 211L40 210ZM49 210H51V212ZM154 210H156V211L153 212ZM158 210L160 212H158ZM40 211H42V212H40ZM74 211H77V212H74ZM161 211L163 213H165V214L161 213ZM108 212L109 213L110 212H113V213L112 214L111 213L109 214ZM46 213H48L47 214L48 219L47 218L46 219H43V217H45ZM76 213H78V214L75 215ZM86 213L88 214L87 216H85ZM101 213L102 214L104 213V215L106 213V215H105L106 218H105L104 215H102L104 217L103 218L100 215ZM107 213H108V217L110 215L109 219H113L114 216L116 217L115 220H110L111 223H108L110 221H109V219L107 217ZM42 214H43V217L38 219V217L39 216L41 217ZM55 214H56V216H55ZM67 214H68L69 217H66ZM79 214L81 215L80 217H79ZM83 214H84V217H82ZM90 214H91V216H90ZM99 215L102 218H99ZM60 216H62V218ZM89 216L91 217L90 220H88L90 218ZM53 217L54 218L57 217V219L55 220ZM70 217H71V219L73 217H74V219L76 218L75 220L73 219L74 222H73V220H71V221L69 220ZM49 218H51V219H49ZM34 219L36 220L35 222H34ZM79 219H80V221H79ZM81 219H82V221H81ZM102 219L105 220V224H106V220H107V224L109 225V226L107 225L108 227L104 224V221ZM168 219H170V220H168ZM57 220H59V221L57 222ZM83 220L87 223L88 226L89 225L90 226L92 225L91 227H93V228L95 227L94 229L93 228L91 229V227L89 228L87 225L85 226L88 231L89 230H93V231L88 232L84 228L83 225H85V222L83 223ZM40 221H41V223H40ZM66 221H68L70 223H68ZM78 221H79L80 224L78 223ZM75 223H76V225L79 224L76 227L77 228H80L81 230L80 229H77L75 227ZM102 223L104 225H101ZM52 224H53V227H52ZM57 224H58V226H57ZM98 224H100V225H98ZM45 225H47V226H45ZM67 226H70V228L67 227ZM82 226H83V229L81 228ZM132 226H133V228H135V227L136 228L133 230ZM71 227H72V229H71ZM97 227H99V228H97ZM104 229H105V231H104ZM45 231H46L47 234L46 235H43L45 233ZM70 232H71V234H70ZM78 232H80L81 234L78 233ZM93 232H94V234L96 233L95 234L96 236L95 235H91V234H93ZM85 233L86 234L88 233V234L86 235ZM89 233H91V234H89ZM114 233H116V234H114ZM78 234H80V236ZM82 234L85 235V236H82ZM101 234H102V236H101ZM43 236L46 237V238L44 239ZM94 236L95 237H98L99 239L98 238H95ZM122 236H124V237H122ZM41 237H43V238H41ZM47 237H49V238H47ZM83 237H84V239H83ZM127 238H128L129 241L127 240ZM79 239L82 240V241H79ZM91 240H93L94 242L91 241ZM95 240H97L98 242L95 241ZM124 240H126V241H124ZM74 245H76L75 248H77V249L74 248ZM126 245H128L127 248H125ZM102 246H103V248H102ZM81 247H82V249H81ZM78 248H79V250H78ZM104 248H105V250H104ZM80 249H81V252H80ZM107 249L110 250L111 252H108ZM42 250L44 252L46 250V252L43 254L42 253L43 252ZM57 251H59V252H57ZM61 251H62V253L61 254H58ZM113 251H115V252H113ZM88 252H89V254H88ZM49 253L51 255H49ZM90 253H91V255H90ZM132 253H133V255H132ZM53 255H56V257L53 256ZM87 255H90V256L88 257ZM86 256H87L88 260H87ZM42 257H44V260H41ZM57 257L58 258L60 257L61 259L60 258L57 259ZM47 258H48V261H47ZM89 258H91V259H89ZM84 260H86V261L84 262ZM92 260H93V263L91 262Z\"/></svg>","mask_w":264,"mask_h":264},{"label":"bare ground","instance_id":"bare-ground-1","mask_svg":"<svg viewBox=\"0 0 264 264\" xmlns=\"http://www.w3.org/2000/svg\"><path fill=\"white\" fill-rule=\"evenodd\" d=\"M21 1H22V0H21ZM43 1H44V0H43ZM47 1H48V0H47ZM50 1H51V0H50ZM57 1H58V0H57ZM66 1H68V0H66ZM72 1H73V0H72ZM72 1L70 0V2H72ZM82 1H83V0H82ZM84 1L86 2V0H84ZM84 1H83V2H84ZM90 1H92V0H90ZM97 1H99V3H100V0H96V1L93 0L92 2H97ZM104 1L107 2L108 7L110 6V8H108V9H109V10H108V9H107V5L104 6V2L102 1L103 6L105 7V9H104L105 12H103V13H101V11H102L103 9H101V11H100V8H104V7H101V6H102L101 3H100L101 6L99 5V3L97 4L100 8H98L97 5L95 6V4H94V6H93V7H97V8L99 9V11L97 10L99 13L97 12V14H96V15H99V14H100L99 17H96V18H97V23H96V24H98V25H97L98 27H99V25H100L99 22L101 23V21H104V20H100V21L98 20V19L100 18V16L102 17V15H104V13L107 12V13L105 14L106 16H108V13H110V14L112 13V14L109 16L110 18L113 17V16H116V15H117L116 17H118V14H119V12H120L119 10L122 9V12H121V13H123V14L120 13V14H119V18L123 15L122 18H123V17H124V18L126 17L125 22H127V21H128V22H127L126 25L123 24L124 28H123L122 24L119 25L121 22H119V24L117 25V27L119 26V29H118V30H121V28L125 29V30H122V32H123V31H127V29H126L127 27H126V26H127L128 23H129V20H128V19H129L130 17H132V16H131L132 14H130L131 12H129L128 14H126L127 16L130 14V16H129L128 19H127V16L124 14L123 10H125V11H127V12H128L129 10L132 11V10H133V6H135L133 11H136V10H139L140 8H142V10L140 9L142 12L137 11V13H135V14L133 13V15H136V14H137V16L139 15V18H137V16H136L135 18H137L138 21H139L140 23H143V24H144L147 20L149 21L151 18H153V19L155 18V19L157 20V17H158V18L161 17V16L163 17V19H161L162 17L159 18V19H160L159 22L161 23L160 26H162V25H165V26H162V27H164V29H163V28H160V30L162 29L163 32L160 33V35H161L160 37L156 35V38H152V37L156 34V33L154 34V32H156V31L153 32V30H156V29H155L156 26H155V27L153 26V24H154V22H155V19H154V20L151 19V21H152V20H153V21H152V22L149 21V23H148V21H147V22H146L147 25H145V27H143L144 25L142 24V25H141L142 28L140 27V28H137V29H136V27H137V26L139 27L140 24H139V25L137 24V26L135 27L136 24L133 25V23L131 22V25H133V26L135 27V29L132 28V30H133L134 32H133V31H130V32L133 34V38H135V39L130 38V40H131L130 42H129V40H126V39L124 38V37L126 36L124 33H126V32L120 33L121 31H118V32L114 31L113 26H114L115 21H116V20H115V17L112 18V19L115 20V21L113 22L114 24L112 25V21H113V20H109V19H110L109 17L103 16L102 19L105 18V17H106L105 20H106L107 18H109V19H107V21H108V22L110 21V22H109V24H108L107 21H105L104 26H103V23L101 24V25L103 26V28H102V26H101V28L99 27L100 30L103 29V31H104V28H105V27H106V28H109V27L112 25V29H113V31H114V35H115V36H114V35L111 36V35H109L108 32H107V34H108L109 36H111V37H109L110 40L108 39L109 41H107V44H109L110 41H112V40H111L112 37H116V35H117L118 37H116V38H118L120 41H118V39H116V40H117V42H122V44H121V43H119V44L122 45V47L124 46V50H125L126 48L129 47L128 49H130V52H129L128 49H126L125 53L128 51V54L123 55V56H122L123 58H120L121 60L123 59L122 61H124V59L126 60V59H127L126 56H127V55L130 56L129 53H131V52H132V53H131L130 58H131L132 56H133V58H132L131 60L128 58V59H127V62H128L129 60H130V62H131V61L134 59L136 53H137V56H138V57L145 55V56H143V59H145L146 56H147V59H148L149 57H151V59L154 60V62H155V65H154V66H155L156 68H158V69H155V70H157V71H155V70L153 69V68H155V67L150 68V66L152 65L151 60H149L150 63H151V65H150V63L146 64V63L148 62V60H144V61L146 62L145 64L143 63L144 61H142V63L144 64V66H143L142 63H139L140 60H139V62L136 61V64H133V61H132V64L135 66L134 68H136V65H138V66H137V67H138V68H137L138 71H139V70H140V71H143L142 68H144V67H146V66L148 65L147 67H149L150 69H148L147 67H146L145 69H148V73H149V72L151 73V72H152L151 69H153V71L156 72V73H153V72H152L151 74H150V73H149V74H150L151 76H155V79H156V76H157L158 78H160V77H159L160 75H156V74L165 71V67H167L166 64H170V63H166L167 61H169V62L171 61V60H168V58L170 59V56L168 57V55H171V56H172L175 52H178L179 49H180L181 51H182V50L185 51V53H184V51L180 52V53H182V55L180 54V55H181V59L183 60L184 57L187 58V59H184L183 61H182L181 59L179 60L180 55H179V52H178V56H176V58L179 57L178 60L175 58V60L172 59V61L174 62V61L177 60V61L179 62V64L177 63L178 66H179L180 63H181L180 61H182V64H183V62L186 63V60L190 63V64H188V65H190L191 69L188 68V67H189L188 65H186V66H188V67L185 66L186 68H188L187 71H186V68L183 67V65H182V67L180 66L181 69L184 68L183 70L186 71V72H183V70H181V72L183 73V75L186 74V75H184V76H185L184 78H186V76L188 75L187 72L190 73V74L193 72V71H190V72H189V70H192V67H193V70H194V67H196L195 70H194V72H195V71L197 72V69H198L197 67H199V65H200V69H201V68L203 69V70H198V71H199V76H200V74H201V76H202V75L204 74V72H203V71L205 70L204 68L207 67V66L210 67V64H211L210 69H209V70L207 69V70H208L207 73H208L209 76H210V74H211L212 72H215V71H213L214 68H215V70H216L217 65H220V64H217V62H218L219 60H221V59H219V54H218V53H222V51H221L222 49H220V48H221L220 46H222V47H228V46H230V45H231L230 42H231V39H232L231 36H233V34H234L236 37H235V39H232V40H233V41H234V40L236 41V42H234L233 45H235L234 47H235V49L237 50V49H238V45H239V44H237V42H239L240 37L242 36V38H243V36L248 35V33L246 32L247 34L240 35V36H239V39H238V37H237V36L239 35L238 32L232 34V33H230V32L228 33V31L226 30L227 32H226V31H225V32L228 33L227 35L230 36V34H232V35L230 36L231 39H230L229 36L226 38V36H225V34H224L225 39H224V36H223V37H220V38H223L224 41L221 39V40H219L218 43H216V44H219L220 41H221V43L223 44V43H224L225 41H227L228 38H229L230 40L227 41L228 43L225 42V44L227 43V45L223 46V45H220V44H219V45H220V46H219V45L214 44V45H215V46H214V47H215L214 49H213V46H212V49L214 50V52H216V49H217V48L219 49V50H217V51H219V52H217L216 55H214V56L216 57L217 54H218V57H216V59H214V58H213L214 56L212 57V55L214 54V52H213V54H212V51H213V50L211 49V50H212V51H211V50L209 49V48H211V46H209V45H211V44L213 45L212 42H213V40H214V36H215L214 34H215V33L213 34L214 36L211 35V36L213 37L212 40H210V38L208 37V36H210V35L208 34L207 37L209 38L211 44H210V43H209V44L204 43V45H205V46H204V45H203V42H202V39L205 40V39H204V36H203L204 34L201 33V32H205L207 28H206V29L204 28V29H205V31H204V29L201 28V24L198 25V23H197V24H194V23H193L194 25H197V26H198V27H197V26H194L191 22H187V23L184 25L185 28H183V29L181 30L182 32H181L178 28H175V27H174V25H173V23H172V21H171V14H172V15L174 14L173 16H175V14L177 13V11H180V12L183 11V10L179 9V7H181V4H182L181 1H182V0H181V1H180V0H177V1H180L179 3L174 2V0H173V1L170 0V1H171L170 3L173 4V2H174L173 5L176 6L175 3L178 4V10L176 9L177 6H176V8H175V6H174V7H173V8H175L174 11H172L173 8H171V7L173 6L172 4H171L172 6L170 5L171 7H169L168 5H165L164 7H163V6L161 7V5L158 4V2H159V3H165V0H163V1H161V0H133V1L130 0V1H132V4L134 3V1H136L135 3L138 4V7L140 6L139 4H142L143 6H145V7L141 6L139 9H138V7H137V4H133V5H132L131 2H129L128 0H127V1L130 3V4H129V3L127 2L128 5H130L129 7H128L127 4H126V1L124 2V1H122V0H112L113 3H114V1H115V3L112 4V5H113V8L111 7V5H109V2H108V1H110V0H104ZM120 1H122V2L120 3ZM160 1H161V2H160ZM166 1H167V0H166ZM168 1H169V0H168ZM190 1H191V0H190ZM193 1H194V0H192L191 2H193ZM196 1H199V0H196ZM203 1H204V0H203ZM234 1L236 2V0H234ZM234 1H233V2H234ZM26 2H27V1H25V3H26ZM32 2H34V1H32ZM40 2H41V1H40ZM45 2H46V1H45ZM53 2H54V6H55V7H54V6H53V7L51 6V4H52ZM53 2H51V3H50V2H49V3L46 2L45 4L43 3V5H47V6L49 5V6L46 7V8L51 7L50 10L52 11L54 8H56V5H55V2H56V1H53ZM63 2H64V3H63ZM63 2H62V1H58V4H57V5H59V6H60V4H62V5H66V3H65L64 0H63ZM87 2H88V1H87ZM92 2H91V3H92ZM138 2H139V3H138ZM142 2H143V3H142ZM191 2H190V3H191ZM206 2H207V1H205V4H206ZM212 2H213V1H212ZM220 2L222 3V1H220ZM220 2H219V3H220ZM224 2H225V1H224ZM226 2H229V3H230L229 0L226 1ZM19 3H22V2L19 1ZM56 3H57V2H56ZM74 3H75V2H74ZM74 3H73V4H74ZM111 3H112V2L110 1V4H111ZM123 3H125V4H126L125 6H127V7L123 6L125 9H124V8H120V5H122ZM194 3H195V2H193V4H194ZM207 3H208V2H207ZM210 3H211V2H210ZM210 3H208V4H210ZM216 3H217V1H216ZM229 3H228V4H229ZM67 4H68V3H67ZM75 4H77V3H75ZM105 4H106V3H105ZM116 4H117V5H116ZM191 4H192V3H191ZM197 4H199V3H197ZM205 4H204V5H205ZM214 4H215V0H214ZM223 4H224V3H223ZM228 4H227V7L229 6ZM230 4H231V3H230ZM233 4H234V6H235V3H233ZM237 4H238V3H237ZM16 5H17V3H16ZM52 5H53V4H52ZM77 5L79 6V4H77ZM123 5H124V4H123ZM162 5H163V4H162ZM200 5H201V4H200ZM206 5H207V4H206ZM206 5H205V7H207ZM224 5H225V4H224ZM71 6H74V5H71ZM75 6H76V5H75ZM115 6H116V7H115ZM118 6H119V7H118ZM166 6H167V9H165ZM196 6H197V5H196ZM196 6H195V7H196ZM216 6H217V4H216ZM14 7H15V6H14ZM18 7L20 8L21 6H18ZM18 7H17V8H18ZM34 7H35V4H34ZM42 7H43V6H42ZM64 7H65V6H63V7L61 8V6H60V9H63ZM114 7H115L116 9H115ZM131 7H132V9H131ZM182 7H183L184 10L186 9L185 6L182 5ZM182 7H181V8H182ZM195 7H194V8H195ZM210 7H211V6H210ZM218 7H219V6H218ZM220 7H221V6H220ZM22 8H23V7H22ZM57 8H58V12H59V7L57 6ZM57 8L55 9V12H54V10H53L52 14H53V13H58V12H56ZM69 8H70V4H69L68 8H67V5H66V9H69ZM77 8H78V7H77ZM111 8L114 9V10H116L118 14H116V11H115V15H113L114 12H112V9H111ZM118 8H120V9H118ZM126 8H127V9H126ZM128 8H130V9L128 10ZM149 8H150V10H149ZM162 8H163V9H162ZM196 8H197V7H196ZM222 8H223V7H222ZM230 8H231V7H230ZM14 9H15V8H14ZM33 9H34V8H33ZM66 9L64 8V9L61 11V12L63 13V11L65 10V11H64L65 13H63V15L66 14V11H67ZM75 9H76V7H75ZM78 9H79V8H78ZM81 9L83 10L84 8L81 7ZM89 9H90V8H85L84 11H83L84 13H82V12H81V13H82L83 16H84V15H85V11H87V10L90 11L89 14H91V15H88V16L90 17L89 20L91 19L90 22H92V19H95V18H94V14H95V13L93 12V9L95 10V8H91L92 11L89 10ZM106 9H107V10H106ZM147 9H148L149 12L144 13V11H146ZM189 9H190V7H189L187 10H189ZM198 9H200V8H198ZM213 9L215 10L216 7H213ZM16 10H18V9H16ZM50 10H48L49 13H50ZM72 10H73V8L71 9V11H72ZM110 10H111V11H110ZM175 10H176V11H175ZM187 10H185V11H187ZM193 10H194V9H193ZM214 10H213V11H214ZM14 11H15V10H14ZM18 11H19V10H18ZM21 11H23V10L21 9ZM34 11H36V9H35ZM39 11H40V10H39ZM44 11H47V10H46V9H45V10H42V12H44ZM75 11H76V10H75ZM80 11H81V10H80ZM88 11H87V13H86L85 16H87ZM95 11H96V10H95ZM167 11H168L169 13H168ZM194 11H195V10H194ZM211 11H212V10H211ZM213 11H212V12H213ZM216 11H217V9H216ZM216 11H215V12H216ZM219 11H220V10H219ZM11 12H12V11H11ZM19 12H20V11H19ZM73 12H74V11H73ZM77 12H79V10H77ZM91 12L94 13V14H93V18H91V16H92V13H91ZM171 12H172V13H171ZM173 12H174V13H173ZM175 12H176V13H175ZM241 12H243V11L241 10ZM15 13H16V12H14L13 14L16 15ZM23 13H24V12H23ZM38 13H40V12H38ZM45 13H46V12H45ZM47 13H48V12H47ZM49 13H48V14H49ZM62 13H61V14H62ZM75 13H76V12H75ZM125 13H126V12H125ZM178 13H179V12H178ZM188 13L191 14L190 11H189ZM194 13H195V12H194ZM199 13H200V12H199ZM202 13H203V12H202ZM207 13H208V11H207ZM209 13H210V12H209ZM209 13H208V14H209ZM217 13L219 14L218 11H217ZM237 13H238V12H237ZM40 14H43V13H40ZM50 14H51V13H50ZM50 14H49V16H50ZM58 14L60 15V12H59ZM58 14H55V15L57 16ZM78 14H79V13H78ZM82 14H81V15H82ZM184 14H185V13H182V14L179 13V14H177V15H178V16H180V15L182 16V15H183V18H184V17H186V15H187V14H186V15L184 16ZM204 14H205V13H204ZM213 14L216 15V13H213ZM218 14H217V16H218ZM235 14H236V12H235L233 15H235ZM11 15H12V14H11ZM34 15H35V14H34ZM45 15H46V14H45ZM68 15H69V14H68ZM70 15H71V14H70ZM74 15L77 16V14H74ZM79 15H80V14H79ZM112 15H113V16H112ZM159 15H160V16H159ZM188 15H189V14H188ZM211 15H212V14H210V16H211ZM221 15H222V14H221ZM223 15H224V14H223ZM237 15H238V14H237ZM237 15H236V17H237ZM239 15H240V16H238L239 19H240V17H243V16H241V14H239ZM32 16H33V15H32ZM36 16H38V14H37ZM42 16L44 17V15H42ZM46 16H47V15H46ZM56 16H54V17H56ZM71 16H73V15H71ZM75 16H73L75 19H74L73 17H70V16H68V17H70L71 19H68L66 16H64V17L67 18V20H68L67 22H69V24L71 23L70 21L73 22V20L75 21V20L78 19V21H75V22H77V23H74V22H73V23L76 25V24H78L79 19H80L82 16H80V18H77V17H75ZM85 16H84V20L81 18L82 20H80V22L86 20V21H85V24H86V22L88 21V19H86V18H88V16H87V17H85ZM173 16H172V19L176 18V17H173ZM199 16H200V15H199ZM219 16H220V15H219ZM224 16H228L227 18H229V15H224ZM224 16H223V17H224ZM60 17H61V16H60ZM60 17H58V21H59V18H60ZM62 17H63V16H62ZM188 17H189V16H187V18H188ZM190 17H191V16H190ZM208 17H209V16H208ZM230 17H231V15H230ZM244 17H245V16H244ZM244 17L241 18V22H243L242 19L245 20ZM256 17H257V16H256ZM256 17H255V18H256ZM34 18H36V17L34 16ZM76 18H77V19H76ZM119 18H117V20H118ZM122 18H120V19H122ZM217 18H219V17H217ZM217 18L215 17L214 19H216L217 21H219V20L221 21V20H222L221 18H219V19H217ZM232 18H233V16H232ZM232 18H229V19L231 20ZM246 18H247V17H246ZM255 18H254V19H255ZM37 19H38V18H37ZM49 19H50V17H49ZM56 19H57V17H56ZM62 19H63V18H61V20H62ZM120 19H119V20H120ZM184 19H186V18H184ZM188 19H189V18H188ZM191 19H193V18H191ZM201 19H202V18H201ZM209 19H213V17H211V18H209ZM209 19H207V20H206V19H203V20L208 21ZM224 19L226 20V18H224ZM256 19H258V17H257ZM39 20H40V18H39ZM42 20H43V19H42ZM45 20H46V19H45ZM54 20H55V19H54ZM64 20H65L64 22H66V19H64ZM95 20H96V19H95ZM140 20H141V21H140ZM19 21H20V20H19ZM37 21H38V20H36V23H37ZM48 21H49V20H48ZM48 21H45V22L48 23ZM52 21H53V20H52V18H51V21H50V22H51L52 24L56 25V27H57V23L55 24V23H54L55 21H54V22H52ZM56 21H57V20H56ZM58 21H57V22H58ZM98 21H99V22H98ZM133 21H134V20H133ZM181 21L183 22L182 19H181ZM196 21H198V20L196 19ZM211 21H212V20H211ZM226 21H227V20H226ZM226 21H224V22H226ZM20 22H21V21H20ZM42 22H43V21H42ZM42 22H41V23H42ZM64 22L62 21V23H64ZM93 22H94V21H93ZM93 22H92V23H93ZM117 22H118V21H117ZM117 22H116V23H117ZM150 22L152 23V26H151V25L148 26V24H151ZM156 22H157V21H156ZM159 22H157V24H159ZM162 22H163V23H162ZM213 22L215 23L216 21H213ZM224 22H223V25H224ZM18 23H19V22H18ZM38 23H40V22H38ZM51 23H49V24H51ZM62 23H61V29H62ZM73 23H72V25H71V24H70V25L73 26ZM81 23H83V22H81ZM87 23H88V22H87ZM92 23H91V24H92ZM110 23H111V24H110ZM135 23H137V21H135ZM146 23H145V24H146ZM183 23H184V22H183ZM200 23H201V22H200ZM216 23H217V22H216ZM44 24H46V23H43V25H44ZM64 24H65V25L67 24L68 26H70L68 23H64ZM96 24H95V26H96ZM107 24L110 25V26H108V27L105 26V25H107ZM129 24H130V23H129ZM243 24H244V22H243ZM39 25H40V24H39ZM54 25H53V26H54ZM83 25H84V24H82V26H83ZM93 25H94V24H93ZM154 25H156V24H154ZM234 25H235V24H234ZM250 25H251V24H250ZM14 26H16V25H14ZM41 26H42V24H41ZM41 26H40V27H41ZM76 26H79V27H80V24H78V25H76ZM76 26H74V27H76ZM97 26H96V27H97ZM120 26H122V27H120ZM157 26H158V25H157ZM226 26H228V25H226ZM237 26H238V25H237ZM237 26H236V27H237ZM251 26H253V24H252ZM74 27H73V28L71 27V28H72V29H75ZM98 27H97V28H98ZM115 27H116V25H115ZM125 27H126V28H125ZM128 27H129V25H128ZM131 27H132V26H131ZM147 27L149 28V30H150V28H152V27L154 28V29L152 30V32L149 33L151 36H150V35H146V34H145V36L143 35V37H145L146 40H143V41H144L143 43H142V41L139 43V45L142 44V46L139 47V46H136V44H135V46H134L133 44L135 43V41H136V43H137V40H136V39H139V37L141 38V36H137L138 34H140V33H138V32H141L142 29H146ZM204 27H206V26H204ZM229 27H230V25H229ZM229 27H228V28H229ZM44 28H46V27H43V29H44ZM47 28H48V26H47ZM47 28H46V29H47ZM51 28L53 29V27H51ZM54 28H55V27H54ZM63 28H65V27H63ZM110 28H111V27H110ZM148 28H147V29H148ZM156 28H157V27H156ZM174 28H175V29H174ZM226 28H227V27H226ZM246 28H247V27H246ZM246 28H245V31H248V30H246ZM248 28H249V29H252V28H250V27H248ZM248 28H247V29H248ZM259 28H260V27H259ZM259 28H258V30H259ZM262 28H264V27L262 26ZM32 29H33V26H32ZM35 29H36V27H35ZM46 29H45L44 33L46 32ZM67 29H68V28H67ZM76 29H78V28H76ZM76 29H75V30H76ZM79 29H80V28H79ZM99 29H98V31H99ZM115 29H116V28H115ZM128 29H130V28H128ZM176 29H178L179 31H176V32H175L174 30H176ZM211 29H212V28H211ZM220 29H221V27H220ZM223 29H224V28H223ZM229 29H231V28H229ZM20 30H21V29H20ZM47 30H48V29H47ZM59 30H60V29H59ZM75 30H74V32H75ZM105 30H106V29H105ZM108 30H109L110 32H113V31L110 30V29H108ZM135 30H136V32H135ZM157 30H158V29H157ZM160 30H159L158 32H160ZM224 30H225V29H224ZM253 30H254V29H253ZM260 30H262V29H260ZM22 31H23V30H22ZM25 31H26V29H25ZM25 31H24V32H25ZM32 31H33V30H32ZM49 31H50V30H49ZM55 31H57V30H55ZM60 31H61V30H60ZM64 31L67 32V30H64ZM68 31H70V30L68 29ZM77 31H78V30H77ZM137 31H138V32H137ZM144 31H145V30H143V32H141V33H143V34H144V33H147V31H146V32H144ZM207 31H208V30H207ZM210 31H211V30H210ZM210 31H208V32H210ZM217 31H218V30H217ZM221 31H222V30H221ZM221 31H220L219 33H221ZM245 31L242 30L241 32H242V33H245ZM251 31H252V30H251ZM26 32H27V31H26ZM26 32H25V33H26ZM35 32H36V31H35ZM35 32H33L34 35H35ZM81 32H82V29H81ZM110 32H109V33H110ZM130 32H129V33H130ZM208 32H207V33H208ZM222 32H223V31H222ZM239 32H240V31H239ZM252 32H253V31H252ZM261 32H262V31H260V33H261ZM36 33H37V32H36ZM47 33H48V32H47ZM47 33H46V34H47ZM60 33H61V32H60ZM67 33H68V32H67ZM72 33H73V32H72ZM72 33H71V34H72ZM79 33H80V31H79ZM79 33H78V34H79ZM116 33H117V34H116ZM118 33H120L121 35L118 34ZM131 33H130V35H132ZM134 33H138L137 35H135L136 37L134 36ZM207 33L205 32V35H207ZM211 33H213V32L211 31ZM217 33H218V32H217ZM219 33H218V34H219ZM257 33H258V32H257ZM26 34H27V33H26ZM37 34H38V33H37ZM46 34H44V35H46ZM69 34H70V33H69ZM76 34H77V33H76ZM76 34H72L73 37H74V35H76ZM111 34H112V33H111ZM122 34H124L125 36L122 37V36H123ZM127 34H128V32H127ZM152 34H154V35H152ZM201 34H203V35L201 36ZM218 34H216V35H218ZM236 34H237V35H236ZM249 34H250V33H249ZM222 35H223V34H222ZM251 35H252V37L254 36V34H250L249 36H245V38H243L244 41L247 40L246 38H248V40H247L246 42H244V44H243V46H244V45L247 43V45H246L247 47H243V46L240 47V48L242 49V53H240V52H241V51H240L241 49H240V50L238 49V51H233V50H235V49H233L234 47H233V46H232L233 48H231V46L229 47L230 50L232 49V50H231L232 53L234 52L235 55L237 54V56L234 55V57H233V55H231V51H229V52L226 51L227 54H230V55H231V56L228 55L229 57H231V58H229V60H231L232 57H233V58L238 57V52H239V51H240V52H239V55L241 54V59H242V60H245V58L249 60V58H248V54H249V56H250V55H252V54H254V53L256 54V51H257V50H258V51H261L260 49H257V47H258V48H261L262 46L259 47V46L256 44V45H255L256 47H254V46H251V45L248 44V43L251 44V42H252V44H253L254 39L257 37V36H255V37H253L254 39H250V38H251V37H250ZM258 35H259V34H258ZM30 36H32V35L30 34L29 37H30ZM46 36H47V35H46ZM62 36H64V35H62ZM70 36H71V35H70ZM79 36H80V34H79ZM79 36H77V37H79ZM98 36H99V35H98ZM104 36H106V35H104ZM119 36H120V37H119ZM148 36H149V38H150V42H151V44H152L151 47H149V48L147 47L148 45L146 46V44H144L145 41H147V40L149 39V38H147ZM211 36H210V37H211ZM218 36H219V35H218ZM34 37H36V35H35ZM37 37H38V36H37ZM60 37H61V36H60ZM67 37H68V36H67V34H66V38H67ZM96 37H97V36H96ZM100 37H103V36H100ZM107 37H108V36H107ZM121 37H122L124 40L121 39ZM126 37H127V36H126ZM137 37H138V38H137ZM201 37H202V38H201ZM207 37H205L206 40L208 39ZM216 37H217V36H216ZM216 37H215V38H216ZM258 37H259V36H258ZM30 38H31V37H30ZM61 38H62V37H61ZM66 38H65V39H66ZM71 38H72V37H71ZM74 38L76 39V37H74ZM80 38H81V36H80ZM97 38H99V37H97ZM105 38H106V37H105ZM176 38H177V39H176ZM218 38H219V37H217V39H218ZM233 38H234V36H233ZM236 38H237V40H236ZM37 39H38V38H37ZM46 39H48V37H47ZM63 39H64V38H63ZM63 39H62V40H63ZM65 39H64V40H65ZM68 39H69V38H68ZM93 39H94V37H93ZM99 39H100V38H99ZM101 39H102V38H101ZM114 39H115V38H114ZM114 39H113V41H114ZM141 39H143V38H141ZM170 39H172V40L175 39L177 42H175L174 40H173V42H172V41H171V42H168V40H170ZM178 39H179V41H178ZM245 39H246V40H245ZM256 39H257V38H256ZM60 40H61V39H60ZM88 40H89V39H88ZM88 40H87V41H88ZM105 40H106V39H105ZM105 40L102 39V40L99 41V43H100L101 41H102V42H105V43H103V44H104V47L106 48V51H108V52L110 53V51H112L111 48L114 47V46H112L113 43H112V44L110 43V44H111V48H110L111 50H110V49L108 48V47H110V46L105 45V44H106V41H105ZM125 40L127 41V43H128V42H129L130 44L132 43L131 45H133V46H128V44H127V45L123 44V43H124L123 41H125ZM132 40H135V41H132ZM197 40H198V41H197ZM209 40H207V41H209ZM249 40H250V41H249ZM10 41H11V40H10ZM37 41H38V40H37ZM89 41H90V40H89ZM94 41H95V39H94ZM94 41H93V42H94ZM138 41H139V40H138ZM216 41H217V40H216ZM229 41H230V42H229ZM241 41H243V40L241 39ZM248 41H249V42H248ZM18 42H19V41H18ZM18 42H17V43H18ZM79 42H80V41H79ZM79 42H78V43H79ZM82 42H85V41H82ZM82 42H81V43H82ZM97 42H98V41H97ZM108 42H109V43H108ZM133 42H134V43H133ZM194 42H195V43H194ZM259 42H260V41H259ZM81 43L78 44V48H79V45L81 46ZM87 43H88V42H87ZM115 43H116V42H115ZM125 43H126V42H125ZM197 43H198V44H197ZM207 43H208V42H207ZM214 43H215V40H214ZM229 43H230V45H228ZM235 43L237 44V48H236V44H235ZM239 43H240V42H239ZM84 44H85L84 46H82V47L79 48V49H80V52H79V49H78V51H77V47H76V50L73 49V50H75V53H74L71 49H69V50H71L72 53H73L74 55L76 54V52H77V53L79 52V55H80V56L85 57L86 59H85V58H84V59H85L86 61H85L83 58H81L82 60H84L85 64H84V62H83V64H84L85 66L88 65V63L92 64L93 62H94V64H92V65L89 64V65H90V67L95 66L96 63H95L94 60H96L97 57H99V56H100V57H99L100 59L105 60V59L103 58L104 56H101L103 53H102L101 55H97V57H96V56H95V52L93 51L94 55H92L93 53H91V56H95V59H94L93 62H92V59H91V58H93V57L90 58V56H89V54H90V50H89V49H91L92 46L90 45L91 48H88V46L85 47V46H86V43H84ZM91 44H92V43H91ZM97 44H98V43H97ZM100 44H101V45H100ZM100 44H99V45H100V49L103 50V51H100V52H104V55H105V52H106V51H104L105 48L103 47V44H102V43H100ZM110 44H109V45H110ZM116 44H117V43H116ZM192 44H193V45H192ZM201 44H202V45H201ZM241 44H242V43H241ZM241 44H240V45H241ZM260 44H262V43H260ZM12 45H13V44H12ZM14 45H15V44H14ZM16 45H17V44H16ZM82 45H83V43H82ZM87 45H88V44H87ZM117 45H118V44H117ZM117 45H115V47H117ZM120 45H119V46H120ZM7 46H8V45H7ZM10 46H11V45H10ZM72 46H73V45H72ZM72 46H71V47H72ZM101 46H102V47H101ZM106 46H107V47H106ZM125 46H127V47L125 48ZM143 46H144L145 48H144ZM154 46L156 47V49L154 48ZM191 46H195V47H191ZM198 46H199V49L203 50V52H201L200 50L197 51ZM201 46H202V47H201ZM217 46H218V47H217ZM249 46H251V48L253 47L255 50H256V49H257V50L255 51V50H253V48H252V49H250V52L252 51V54H251L250 52L248 53L247 49H249ZM1 47H2V46H1ZM19 47H20V46H19ZM94 47L96 48V46H94ZM120 47H121V46H120ZM131 47H133V48H134V47H135V48H136V47H137V48H138V47H139V48L142 47V48H144V49H139V50H138L137 48H136V49L134 48V50L136 51V53H135L134 50L131 51V49H132ZM146 47H147V48H146ZM204 47H205L206 49H205ZM216 47H217V48H216ZM242 47H243L244 49L247 48V49H245L246 51L244 50L245 52L243 51V48H242ZM2 48H3V47H2ZM16 48H17V49H20L21 47H20V48L16 47ZM95 48H94V49H95ZM98 48H99V47H98ZM98 48H97V49H98ZM107 48H108V50H107ZM171 48H175L174 50H177V49H178V50H177V51H173V52H172L173 54H172V53H170V51H172V50H170ZM194 48H197V49H196L197 52L195 51ZM10 49H11V48H10ZM17 49H16V50H17ZM100 49H99V50H100ZM113 49H114V48H113ZM119 49H120V48H119ZM145 49H146V50H149V52L146 51V52H147V55H146V52L144 51ZM157 49H158V50H157ZM262 49H264V45H263ZM13 50H15V49H12V50H10V51H13ZM20 50H21V49H20ZM88 50H89V51H88ZM92 50H93V49H92ZM227 50H228V48H227ZM21 51H22V50H21ZM21 51H18V52H21ZM71 51H70V53H71ZM95 51H96V50H95ZM97 51H98V50H97ZM122 51H123V50H122ZM122 51H119V50L114 51V53L116 52V56H114V57L117 58V56H118V52L120 53L119 56H121V54L123 53ZM137 51H139V52H137ZM142 51H144V52H142ZM254 51H255V52H254ZM258 51H257V54H258ZM2 52H4V51H2ZM13 52H14V51H13ZM38 52H40V51H38ZM88 52H89V54H88ZM100 52H99L98 54H100ZM186 52H187V54H186ZM208 52H210V53H208ZM14 53H15V52H14ZM22 53H23V52H22ZM25 53H26V52H25ZM28 53H30V52H28ZM42 53H43V52H41V54H42ZM72 53H71V54H72ZM109 53H108V54L106 53V54H107L106 57H107V58H110V59H107V60L109 61V63L112 64L113 67L115 66L114 68H118V69H117V71H118L119 69H121V68H119V65H120V67L122 66V64H120V63H121V60H120V59H119V60H116L113 56H109V55H110ZM133 53H134L135 55H133ZM140 53H141V55L139 56ZM199 53H200V54H199ZM261 53H262V54H261ZM37 54H38V53H37ZM37 54H36V55H37ZM44 54H45V53H44ZM111 54L113 55V52H111ZM223 54H226V53L224 52ZM242 54H243V55H242ZM19 55H20V54H19ZM22 55H23V57L27 56V54H26V55L22 54ZM31 55H32V54H31ZM114 55H115V54H114ZM174 55H175V54H174ZM176 55H177V54H176ZM183 55H184V57H182ZM210 55H211V56H210ZM261 55L264 56L263 51L259 52V56H258V57H260ZM33 56H34V55H33ZM37 56L40 57L41 55L39 56V54H38ZM45 56H46V55H45ZM45 56H44V57H45ZM57 56H58V55H57ZM75 56H77V54H76ZM80 56H79V57H80ZM108 56H109V57H108ZM119 56H118V58H119ZM137 56H136V57H137ZM148 56H149V57H148ZM222 56H223V55H222ZM226 56H227V55H226ZM226 56L224 55V57H226ZM244 56H245V57H244ZM255 56L257 57V55H255ZM27 57H28V56H27ZM29 57H30V56H29ZM41 57H42V56H41ZM49 57H50V56H49ZM52 57H53V56H52ZM79 57H78V58H79ZM111 57H113V59H112ZM124 57H125V58H124ZM136 57H135V58H136ZM144 57H145V58H144ZM165 57H167V59H165ZM174 57H175V56H172V58H174ZM210 57H211V58H210ZM220 57H221V56H220ZM224 57H223L222 59H224ZM252 57H253V58H256V57H254L253 55H252ZM32 58H34V57H32ZM45 58H46V57H45ZM50 58H51V57H50ZM66 58H67V57H66ZM69 58H70V57H69ZM69 58H68V59H69ZM75 58H77V57H75ZM87 58H90V60L88 59L90 62L87 61ZM99 58H98V60H99ZM118 58H117V59H118ZM141 58H142V57H141ZM141 58H140V59H141ZM212 58H213V59H212ZM239 58H240V56H239ZM239 58H238L237 60H239ZM253 58H252V59H253ZM263 58H264V57H263ZM21 59H22V57H21ZM23 59H24V58H23ZM27 59H28V58L25 59L26 62H27ZM30 59H31V58H30ZM42 59H43V58H42ZM47 59H48V58H46V63L48 62ZM51 59H52V58H51ZM81 59H80V61H82ZM137 59H139V58L134 59V61L137 60ZM209 59H212L213 61L209 63L208 61H211V60H209ZM217 59H219V60H217ZM241 59H240V60H241ZM252 59H251V61H252ZM261 59H262L261 57H260V59H257V61L259 60V61L257 62V64H261V66H262V63H263L264 60L261 61ZM36 60H38V58H37ZM36 60H35V61H36ZM39 60H41V59L39 58ZM48 60H49V59H48ZM76 60H77V59H75V61H76ZM98 60H96V61L98 62ZM107 60H105V61H107ZM110 60H111V61H110ZM113 60H114V61H113ZM115 60H116V62H115ZM215 60H217V61H215ZM224 60L227 61V60H228V57H227V59L225 58ZM229 60H228V61H229ZM235 60H236V59H235ZM235 60H234V61H235ZM240 60H239V61H240ZM248 60H247V61H248ZM254 60H255V59H254ZM254 60H253V61H254ZM28 61H29V59H28ZM33 61H34V59H33ZM33 61L31 62V60H30V64L32 63V65H33ZM35 61H34V63H35ZM41 61H45V60H41ZM53 61H54V60L52 59V63L56 62V61H54V62H53ZM57 61H60V60L58 59ZM68 61H69V60H68ZM70 61H71V60H70ZM99 61H101V60H99ZM108 61H107V62H108ZM112 61L115 62V63L113 64ZM118 61H119V62H118ZM172 61H171V62H172ZM196 61H197L198 63H197ZM205 61H207V62L209 63V65L206 64V66H204V65H205ZM249 61H250V60H249ZM249 61H248V62H249ZM251 61H250V62H251ZM253 61L251 62V64L253 63ZM260 61H261L262 63H261ZM49 62L51 63V60H50ZM49 62H48V63H49ZM103 62H104V61H103ZM162 62H164V63H162ZM173 62H172V64H173ZM201 62H204L203 65H202ZM213 62H214V63H213ZM224 62H225V61H224ZM241 62H242V61H241ZM243 62H244V61H243ZM245 62H246V61H245ZM250 62H249L248 64H249V66L251 67ZM254 62H255V61H254ZM259 62H260V63H259ZM36 63H37V62H36ZM36 63H35V66H36ZM46 63H44V64H46ZM50 63H49V64H46V65L50 66ZM81 63H82V62H79V63H78L79 66L76 65L78 68H77V67H75V68L79 69V67H83L84 65L81 64ZM86 63H87V64H86ZM99 63H100V62H99ZM105 63H106V62H105ZM116 63H118V64H117V67H116ZM124 63H126V62H124ZM124 63H123V64H124ZM128 63H129V62H128ZM128 63H127V64H128ZM138 63H139L140 65H139ZM175 63H176V62H175ZM185 63H184V64H185ZM196 63H197V64H196ZM212 63H213V64H212ZM218 63H221V62H218ZM231 63H232V61H231ZM246 63H247V62H246ZM37 64H38V63H37ZM58 64H59V62H58ZM101 64H102V63H101ZM106 64H107V63H106ZM127 64H126V65H127ZM129 64H131V63H129ZM129 64H128V65H129ZM141 64H142V65H141ZM172 64H171V70L166 68V71H168V72L171 71V73L169 72L171 75H172V72H174V74H175L174 77H173V76L171 77V75H169V77H171V78L168 77L169 80H168V79H167V80H164L165 78H167L165 75L168 73V72L165 71L166 74L163 75V77H165L164 79H162L163 82L161 81V79H158V78H157V79H158L159 81L156 80L158 83H160V81H161L160 87L162 86V88H163L162 92L165 91V94H166V95H168V93H169V95L167 96V100L170 99V97H171V99H172V97H175V96H176V97H175L176 99H179V97H177V96H179L181 93L184 92V90H183V89H184V86L181 87V85H183V84H182V81L184 80V78H183V75H182V78L179 77L180 74L178 75V73H179L180 71H179V69L177 70V68H180V67H177V66L174 64L177 68L175 69V66H174V65H173L174 68H172ZM195 64H196V65H195ZM238 64H241V63H238ZM244 64H245V63H244ZM255 64H256V63H254V65H255ZM46 65H45V67L43 66L44 68H43V67H42V68L44 69V71H48L47 73H49V71H50V72H51L50 77H51L52 74H53V72H54V73H56V72H55L53 69L51 70V68H50V70H49V68L46 69ZM51 65H52V64H51ZM56 65H57V64H56ZM80 65H81V66H80ZM197 65H198V66H197ZM254 65L252 64L253 69H254V71H255V75H256V71H258V70H255V69H256V66H254ZM263 65H264V64H263ZM28 66H29V65H28ZM35 66H34V67H35ZM40 66H41V65H40ZM48 66H47V67H48ZM52 66H53L52 68H54L55 63H54ZM73 66H74V65H73ZM104 66H105V65H104ZM108 66H110V65H108ZM142 66H143V67H142ZM202 66H204V67H202ZM229 66H230V65H229ZM233 66H237V64L235 63V65H234V62H233ZM233 66H231L230 69L234 68ZM246 66H247V67H246ZM246 66H245L246 68H244V71H243L242 68H241L240 70H238V69L240 68V66H237V67H239V68H237V69L235 70V72H237V75H239V78H238V77L236 78V74H235V72H234V73H230L231 76H232V74H234V76H235V77H232V78H231V76L228 75V72H227V74L225 73L226 75L223 73V74L226 76V77H225L226 79L222 78V76H224V75H222L221 78L219 77V78H220V80H218L219 82H220L221 80H223V79H224V81H230L229 83L227 82V84H224V85H226V87H227V85H229L227 88L225 87V90L227 89V90H229L230 92L228 93V92H224V91L222 90V88H223V87H222V84H223L224 81H223L222 83H220V84H221V87H219L218 89H216V91L218 92V94H219V93H221V94H219L218 97H214V99L212 98V100H214V101H212V100H211V101H212L214 104H215V101H217V103H216L217 105H218L220 102H223V100L226 99L227 96H229V95L232 93V91H234V92H233V97L230 95V96H229V97H230V100H227V101H229V103H230V102H233V101H235V102H236V101H239L238 99L241 98V97H239V96H242V98H243V96H244V97H245V96L247 97V95H248L247 93H249V95H248V96H250L249 98H252V99H253V97H254V99H253V100L251 99V101H250V99H249L248 97H247L248 99L245 97V99H243V100H245V101H246V99L248 100L247 102L244 101V102L242 103L243 105H244V103H245V104L247 103L245 106H247L248 103L251 104L250 102H254V100H255V96H256V97H259L258 94L255 95V94H256L255 92L258 93L257 90H260L259 95H262V96H263V94L261 93V89L263 88L262 91H264V86L262 87V85H264V84H263V83L260 84V82H262V80H263L264 78L261 77L262 80H258V79H257V80L259 81V84H260V85H258V83L255 84V82L257 81L256 79H255L256 81H253V80H249V78L247 77V76H248L247 74H249V75H251V76H252V74H253V78H255L254 73H253L254 71L251 70V71H253L251 74H250L249 72H246V71H248L249 69H252V67H251V68H248L249 66H248V65H246ZM29 67H32V66H29ZM34 67H33V71L35 70ZM58 67H59V66H58ZM102 67H103V66H102ZM124 67H125V66H124ZM129 67H133V66H132V65H131V66L129 65ZM151 67H152V66H151ZM168 67H170V66H168ZM242 67H243V65H242ZM259 67H260V66H259ZM262 67H264V66H262ZM39 68H41V67H39ZM87 68L89 69V67H87ZM96 68H97V67L94 68V69H95L94 71H92V68H90V69H89V73L92 74V75H98V76H99V74H100V77H99V78H98V76H95V78H98V81L100 80V83H98V85H99V84L102 83V82H101V78H104V76L107 77V73L104 75V73H102V72H103V71L106 72L105 70H100V67H99V70H96ZM114 68H113V69H114ZM140 68H141L142 70H141ZM247 68H248V69H247ZM37 69H38V66H37ZM88 69H87V70H88ZM97 69H98V68H97ZM103 69H104V68H103ZM106 69H107V68H106ZM111 69H112V68H111ZM124 69H125V70H122V69H121L122 71L119 70V73H120V72L122 73L123 71H126L127 68H124ZM128 69H129V68H128ZM245 69H247V70H245ZM260 69H261V67H260ZM30 70H32V69L30 68ZM30 70H29L28 72H31ZM39 70H40V69H39ZM82 70H83V68H82ZM82 70H81V71H82ZM87 70H86V73H84V75L90 76L89 78H92V77H91L92 75H88L89 73H88ZM115 70H116V69H114V71H115ZM149 70H151V71H149ZM172 70H173V71H172ZM174 70H175V71H174ZM217 70H219L218 67H217ZM217 70H216V71H217ZM220 70H221V69H220ZM237 70H238L239 72L242 70L241 73H243V74L246 72L245 75H247V76L243 78V76L240 75L241 73L239 74ZM33 71L30 73V75L34 74ZM36 71H38V70H36ZM36 71H35V73H37ZM40 71L43 72L42 70H40ZM56 71H57V69H56ZM59 71H60V69H59ZM91 71H92V73H91ZM97 71H100V73L98 74ZM101 71H102V72H101ZM117 71H116V72H117ZM145 71H147V70H145ZM200 71H202L203 73H201ZM249 71H250V70H249ZM251 71H250V72H251ZM25 72H26V71H25ZM41 72H40V74H41V76H43V73H41ZM62 72H63V71H62ZM84 72H85V70H84ZM107 72H108V71H107ZM112 72H113V70H112ZM157 72H158V73H157ZM176 72H177V74H176ZM181 72H180V73H181ZM217 72H218V71H217ZM219 72H220V71H219ZM219 72H218V73H219ZM223 72H224V71H223ZM225 72H226V71H225ZM232 72H233V70H232ZM258 72H259V71H258ZM261 72H262V71H261ZM20 73H21V72H19V74H20ZM22 73H23V72H22ZM38 73H39V72H38ZM45 73H46V72H45ZM45 73H44V74H45ZM58 73H60V72H57V74H58ZM95 73H97V74H95ZM113 73H114V72H113ZM117 73H118V72H117ZM119 73H118V76H120V78H121V76H124V75H125V74L120 75ZM135 73H137V72H134V75H139V74H141V73H139V72H138L139 74H138V73L135 74ZM218 73H217L216 75H218ZM16 74H17V73H16ZM19 74H17V76H19ZM28 74H29V73H28ZM28 74H27V75H28ZM49 74H50V73H49ZM49 74L44 75V76H46L47 78H49V76H48ZM60 74H61V73H60ZM63 74H65V73L63 72ZM77 74H80V73L77 72ZM82 74H83V71H82ZM82 74H81L80 76H83ZM101 74H103L104 76L102 77ZM132 74H133V73H132ZM132 74H131V75H130V74H126V75H125V76H126L125 80H124L123 77H122V80H123V81H122V85H123V87H122V86H120V87L124 88L125 84L128 85V84H130L132 81L134 82V79H135L134 77H136V76H134V75L132 76ZM142 74H144V73L142 72ZM142 74H141V76H142ZM146 74H147V73H145L144 75H146ZM149 74H148V77L150 76ZM152 74H153V75H152ZM161 74H163V73H161ZM190 74H189V75H190ZM192 74H193V73H192ZM195 74L198 75V73H194V75L191 76L192 79H191V80L188 79L189 82L193 80V76H194V79H195V78H198V77H195ZM205 74H206V71H205ZM220 74H221V73H219L218 76H220ZM257 74H258V73H257ZM13 75H15V73H13ZM22 75L24 76V74H22ZM22 75L20 74V76H22ZM65 75H66V74H65ZM108 75H109V74H108ZM114 75H117V74H114ZM114 75H113V76H114ZM127 75H128V76H129V75L132 76L131 78H130V76H129V79H130L129 81H130V83H129V81H127V83L124 82V81L128 80V76H127ZM144 75H143V76H144ZM212 75H213V74H212ZM212 75H211V76H212ZM227 75H228L230 78H229ZM258 75H259V74H258ZM258 75H257V76H258ZM17 76H11V77H12V79H13V77H15V79H18L20 76H19V77H17ZM37 76H38V75H37ZM53 76H54V74H53ZM53 76H52V78H55V76H54V77H53ZM87 76H86V78H87ZM113 76H112V78H113ZM125 76H124V77H125ZM167 76H168V75H167ZM180 76H181V75H180ZM201 76H200V78L203 77L202 81H203V83H205L204 80H205V79H208V78H207L208 76H206V75H203L202 77H201ZM205 76H206V78H205ZM213 76H214V75H213ZM213 76H212V77H213ZM241 76H242V78H243V81H242V80H239V81H238V79H242V78H240ZM251 76H250V78H251ZM257 76H256V77H257ZM260 76H261V75H260ZM262 76H263V75H262ZM30 77L32 78L33 75L30 76ZM46 77H45V78H46ZM57 77H58V76H57ZM57 77H56V78H57ZM65 77H66V76H65ZM108 77H109V76H108ZM108 77H107V79H108ZM114 77H115V76H114ZM146 77H147V75H146ZM146 77H144V78H146ZM148 77H147V79H149ZM214 77H215V76H214ZM214 77H213V78H214ZM21 78H22V77H21ZM24 78H25V77H24ZM27 78H29V75L27 76ZM31 78H30V79H31ZM33 78H34V77H33ZM33 78H32V80H33ZM35 78H36V79H39V78H37V77H35ZM35 78H34V80H33L34 82H35V80H36ZM41 78H43V77H41ZM59 78H60V77H59ZM59 78H58V79H59ZM82 78H83V77H82ZM95 78H94V76H93L92 81H93V79H95ZM115 78H116V77H115ZM132 78H133V80H132ZM136 78L138 79V77H136ZM141 78H142V77H141ZM161 78H162V77H161ZM172 78H173V79H172ZM213 78H211V77L209 78V79H211V80H209V82L211 81L212 84L210 83V84H209V85H210V88H208V89H209L208 91H209V93H210V95H211L212 97H213V95H214V94H213V92L215 91L214 89L217 88V87H216L217 84L214 85L215 83L212 82V81H213ZM217 78H218V77H216V80H217ZM227 78H228L229 80H228ZM247 78H248V79H247ZM257 78H258V77H257ZM261 78H260V79H261ZM43 79H44V78H43ZM49 79H50V78H49ZM58 79H57V80H58ZM87 79H88V78H87ZM117 79H118V78H117ZM147 79H146V80H147ZM153 79H154V78H153ZM153 79H152V80L149 79L150 81H147V83H146V80L144 81V79H143V81H144V82H143V81L140 79V80L142 81V83H143V84L140 83V84H142V85H140L139 82H137V80H136V82H137V85H140V86H138L139 88L142 87L145 83L148 85V82H149V87H148V88H150V87L154 86L155 83H156V81H155V83H154V80H153ZM170 79H171V80H170ZM231 79L234 80V81L232 80L233 82H236L235 80L237 79V82H236V83H237L238 85L234 83V86H235L234 88H233V84H231V82H232ZM251 79H252V78H251ZM51 80H52V79H51ZM51 80H50V81H51ZM55 80H56V79H55ZM55 80H54V81H55ZM57 80H56V81H57ZM59 80H60V79H59ZM63 80H64V79H63ZM67 80H68V79H67ZM67 80H66V81H67ZM110 80H111V78H110ZM118 80H119V79H118ZM140 80H138V81H140ZM185 80H186V79H185ZM188 80H186V81H188ZM196 80H197V79H195V82L192 81V82H194V83L192 84L193 86H195V85L198 84V83L196 84ZM214 80H215V79H214ZM246 80H247V82H245ZM248 80L250 81V83L252 82L250 85L248 84ZM29 81H30V80H29ZM36 81H39V80H36ZM41 81H42V80H41ZM41 81H40L39 84H41ZM46 81H47V80H45V79L43 80L44 84H45ZM50 81H49V82H50ZM54 81H51V83L54 82ZM56 81H55V82H56ZM64 81H65V80H64ZM85 81H86V80H85ZM141 81H140V82H141ZM186 81H185V82H186ZM197 81H198V80H197ZM43 82H42V84H43ZM60 82H61V81H60ZM90 82H91V81H90ZM90 82H89V83H90ZM93 82H94V84L97 83V82H95V80H94ZM150 82H152V83H151L152 86L150 85ZM183 82H184V81H183ZM209 82H208V83H209ZM215 82H217V81H215ZM233 82H232V83H233ZM239 82H241V83H242V82H245V83L248 84V85H246V86H248V88H246V86H245L246 91H247V90H250V89L253 90V89L256 87L255 85H257L258 87H256L257 89L255 88L256 91H255V90H253V91L250 90V91L246 92V91L244 90V85H245V83H243L244 85H243V84L241 85V83H239ZM46 83H47V84H51V83H48V81H47ZM62 83H63V82H62ZM118 83H119V82H118ZM124 83H125V84H124ZM153 83H154V85H153ZM200 83H201V82H200ZM203 83H202V84H203ZM224 83H226V82H224ZM253 83H254V84H253ZM15 84H16V83H15ZM26 84H27V83H25V81H23V83L21 84V86H23V85H24V86H23L22 88H27V85H26ZM36 84H38V83L36 82ZM39 84H38V85H39ZM47 84H46V85H47ZM56 84H60V83H56ZM63 84H64V83H63ZM83 84H84V83H83ZM94 84H93V85H94ZM104 84H105V83H104ZM132 84H133V83H132ZM134 84H135V83H134ZM230 84H231V85H230ZM13 85H14V83L12 84V86H13ZM25 85H26V86H25ZM28 85H29V84H28ZM34 85H35V84H34ZM61 85H62V84H61ZM67 85H68V82H67ZM69 85H70V84H69ZM69 85H68V86H69ZM107 85H108V84H106L105 86H103V84H102L100 87L97 86L98 89H97V87H95V88H96L97 90H100V91H101L103 88H106ZM112 85H113V83H112ZM116 85H117V82H116ZM116 85H115V86H116ZM118 85H121V83L118 84ZM135 85H136V84H135ZM189 85H190V84H189ZM204 85L206 86L207 84H204ZM209 85H207V86H209ZM213 85H214V87H213ZM236 85H237L239 88H241V87H243V88L240 89V90H233V89L236 88ZM239 85H240L241 87H240ZM251 85H254V87L251 86ZM29 86H30V85H29ZM29 86H28V87H29ZM42 86H44V85H41L40 87H42ZM52 86H53V85H52ZM62 86H63V85H62ZM62 86H60V87H62ZM71 86H72V84H71ZM71 86H70V87H71ZM81 86H82V85H81ZM102 86H103V87H102ZM197 86H198V85H197ZM211 86H212V87H211ZM249 86H251V88H250ZM259 86H261L262 88H260ZM13 87H14V86H13ZM31 87H33V85H32ZM35 87H36V89H37V85L34 86V89H32L33 92H34V90H35ZM38 87H39V86H38ZM65 87H66V86H65ZM73 87H74V86H73ZM79 87H80V86H79ZM90 87H91V85H90ZM118 87H119V86H118ZM118 87H116V89H117ZM129 87H130V86H128V88H129ZM132 87L135 88L134 85H133ZM132 87H130V88L132 89ZM178 87L183 88L182 91H181V93H179V92H180L179 90H181V88L179 89ZM191 87H192V86H189V88L187 89V91H185V94H184V93L181 94L180 97H182V98H184V99L187 97L185 100H187L189 97L191 98V95H190L189 97H188L187 95H189L190 93H192V92H191L192 90H193V94H194V92H195L194 90H195V89H198V88H196V86H195L194 89H193V87H192V90H191ZM198 87H199V86H198ZM200 87H201V86H200ZM200 87H199V88H200ZM252 87H253V88H252ZM44 88H45V87H44ZM53 88H54V86H53ZM111 88H112V86H111ZM126 88H127V86H126ZM128 88H127V89H128ZM145 88H146V87H145ZM148 88H147V89H148ZM175 88H177L178 90L175 89ZM205 88H206V87H205ZM239 88H238V89H239ZM249 88H250V89H249ZM42 89H43V88H42ZM42 89H41V91H42ZM61 89H62V88H61ZM66 89H67V88H66ZM66 89H64V90H66ZM108 89H109V88H108ZM108 89H104L105 91L102 90V92H105L104 94H102V95H104V99H107V98L109 99V98H112V97H113V95H111V94L114 93L115 90L113 91V89H115V87H114L112 90H110V91H113V92H111V94L108 93L109 91H108V92L106 91V90H108ZM120 89H121V88H120ZM124 89H125V88H124ZM140 89H141V88H140ZM172 89H173V90H174V89L177 90V91L174 90V93H177V94H179V95L174 94V93L172 92V91H173ZM185 89H186V87H185ZM210 89H212V90H214V91H212V90H210ZM220 89H221L222 92L220 91ZM236 89H237V88H236ZM22 90L24 91V89H22ZM45 90H46V89H44L43 91H44V93L46 94V91H45ZM48 90H49V89H48ZM50 90H51V89H50ZM50 90H49V91H50ZM53 90H55V92H56V91H59L60 89L56 90V89L54 88ZM62 90H63V89H62ZM71 90L73 91V88H72ZM71 90H70V91H71ZM84 90H85V89H84ZM97 90H96V91H97ZM117 90H118V89H117ZM148 90H149V91H148ZM148 90H147V92H150V90H151V92H150L151 100H149L148 98H146V100H145V99H143V100L147 101V99H148L149 101H152V99L154 98V97L151 96V94H153V93H152L153 91H152V89H148ZM171 90H172V91H171ZM242 90H244V91L246 92V93H245V92H242V93H244V95H243L241 92H238V91H242ZM23 91H22V92H23ZM27 91H28V89H27ZM35 91H36V90H35ZM39 91H40V90H39V88H38V91H37V92H38V95H39V93H40V96H37V100H36V101L41 100V96H42V95H41V91H40V92H39ZM43 91H42V93H43ZM129 91H130V89H129ZM139 91H140V90H139ZM166 91H167V92H166ZM210 91L212 92L213 95L211 94ZM25 92H26V91H25ZM37 92H36V93H37ZM47 92H48V91H47ZM52 92H54V91H52ZM65 92H66V94L68 93L67 91H65ZM75 92H76V91H75ZM86 92H87V91H86ZM88 92H89V91H88ZM106 92H107V94H106ZM155 92H156V91H155ZM162 92H161V94H162ZM198 92H199V91H198ZM205 92H207V91L205 90ZM205 92H204V93H205ZM217 92H216V93H217ZM236 92H237V93H236ZM251 92H252V93H255V94H254L255 96H253V94H252ZM23 93H24V92H23ZM36 93H35V95H36ZM49 93H50V92H48V95H47L48 97H49ZM59 93H61V92L59 91ZM59 93L57 92V95H58ZM70 93L72 94V92H70ZM70 93H69V94H70ZM73 93H74V92H73ZM91 93H92V92L90 91V94H91ZM127 93H128V92H126V94H127ZM131 93H132V91H130V93H128V94L132 95L133 93H132V94H131ZM135 93L137 94V93H138V90H137V92L135 91ZM135 93H134V95L136 96ZM139 93H141V92H139ZM139 93H138V95H137V98H138V96L140 95ZM196 93H197V92H196ZM196 93H195L194 95H196ZM200 93H201V92L197 93V95H200V97H201L202 95H204L203 93H201L202 95H201ZM214 93H215V92H214ZM216 93H215V94H216ZM226 93H227V94H226ZM234 93H235V94H234ZM239 93H241L242 95H241V94L238 95ZM263 93H264V92H263ZM24 94H25V93H24ZM50 94H51V97H52L53 99L50 98V97L47 98V99H51V101H52V100H55L54 97L56 98V96H52V93H50ZM66 94H63V96H65ZM71 94H70V95H71ZM81 94H82V93H81ZM81 94H80V96H81ZM87 94H88V93H87ZM99 94H100V92H99ZM109 94H110V96H112V97L107 96V95H109ZM115 94H116V93H115ZM115 94H114V95H115ZM121 94H123V93H121ZM124 94H125V93H124ZM143 94H145L143 97H145V96L147 97V94H146V93H143ZM154 94H157V93H154ZM154 94H153V95H154ZM161 94L158 93L157 96L159 95L158 97H159L160 99L163 98L162 100H164V99L166 98V96H165V98H164V97H162V96L165 95V94H162V96H161ZM171 94H172V95H171ZM207 94H208V93H207ZM207 94H205L204 96H207ZM228 94H229V95H228ZM246 94H247V95H246ZM250 94H251V95H250ZM12 95H13V94H12ZM43 95H44V94H43ZM55 95H56V94H55ZM60 95H62V94H60ZM93 95H94V94H93ZM93 95H92V96H93ZM95 95H96V94H95ZM100 95H101V94H100ZM100 95H99V96H100ZM105 95H106L107 98L105 97ZM130 95H129L128 97H131ZM170 95H171V96H170ZM225 95H226V97H225ZM26 96H27V95H25V98H23V100H24V99L26 100ZM47 96H46V97H47ZM72 96L75 97V95H72ZM99 96H96V97H99ZM124 96H125V95H124ZM132 96H133V95H132ZM184 96H185V97H184ZM211 96H209V98H211ZM220 96H224L225 98H224L223 100H220V99H219L220 101H218L217 99H218ZM234 96H235V97H234ZM237 96H238V97H237ZM251 96H253V97H251ZM262 96H260V97H262ZM13 97H14V95H13ZM15 97H16V96H15ZM58 97H61V96H57V98H58ZM70 97H71V96H70ZM73 97H71V98H73ZM93 97L95 98V96H93ZM93 97H92V98H93ZM118 97H119V96H118ZM120 97H121V96H120ZM128 97H126V98L129 99V101H130V98H128ZM133 97H134V96H133ZM168 97H169V98H168ZM198 97H199V96H198ZM236 97L238 98L237 100H236ZM260 97H259V98H260ZM11 98H12V97H11ZM38 98H40V99H38ZM42 98H43V97H42ZM44 98H45V97H44ZM44 98H43V99H44ZM57 98H56L55 102L58 103V104L60 105V106H58V107L56 106L57 109H58L59 107H62V108H63L64 105L61 106V103H62V104L64 103L62 100L65 99L66 97H62V98H61V101H62L61 103H59L60 101L58 102V100H60V99H59V98L57 99ZM67 98H68V96H67ZM67 98H66V99H67ZM75 98H76V97H75ZM75 98H74V99H75ZM92 98H90V99H92ZM122 98H123V96H122ZM124 98H125V97H124ZM175 98H174V99H175ZM196 98H197V97H196ZM202 98H204V97H201V102H202ZM206 98H207V97H206ZM215 98H217V99H215ZM232 98H235V99L233 100ZM2 99H3V98H2ZM12 99H13V98H12ZM27 99H28V97H27ZM47 99H46V100H47ZM66 99H65V100H66ZM86 99H87V97H86ZM88 99H89V98H88ZM96 99H97V98H95V100H96ZM104 99H102V97H101V100H104ZM112 99H113V98H112ZM119 99H120V98H119ZM160 99H159V100H160ZM176 99H175V101H179V100H176ZM199 99H200V98H199ZM199 99H198V100H199ZM227 99H229V98H227ZM231 99H232L233 101H231ZM257 99H258V98H256V100H257ZM262 99H264V96H263ZM4 100H7V99H4ZM4 100H2V103H4V105H5ZM25 100H24V102H25ZM65 100H64V101H65ZM121 100H122V99H121ZM121 100H120V101L118 100V102H120V103L116 102V100L114 101V99H113L112 101L118 103L119 105H120V104L122 105ZM125 100H126V99H125ZM153 100H154V101H157V100H155V98H154ZM194 100H196V99H193V100H192V99H190V100L188 99L189 102L194 101ZM204 100H205V99H204ZM207 100H208V98H207ZM209 100H210V99H209ZM240 100H241V99H240ZM85 101H86V100H85ZM92 101H93V100H92ZM98 101H99V100H98ZM107 101H109V100H107ZM122 101H124V99H123ZM132 101H133V99H132ZM141 101H142V100H141ZM145 101H144V102L142 101V102L144 103V106L149 107V106L153 103V108L156 107V106H154V103H155V102L152 101V103H151V102H148V101H147L149 104L147 103V104L145 105ZM164 101H166V100H164ZM168 101H171V100H168ZM168 101H167V102H168ZM172 101H173V100H172ZM205 101H206V100H205ZM205 101H203V102H204L203 104H205V103L207 102V101H206V102H205ZM224 101H226V100H224ZM227 101H226V102H223L224 106H226L225 103H227ZM261 101H263V100H261ZM0 102H1V101H0ZM41 102H42V100H41ZM53 102H54V101H53ZM66 102H67V101H66ZM114 102H113V105H114ZM124 102H125V101H124ZM124 102H123V103H124ZM127 102H128V101H127ZM127 102H126V103H127ZM130 102H131V101H130ZM130 102H129V103H130ZM139 102H140V100L138 101V103H139ZM159 102H160V101H159ZM173 102H174V101H173ZM195 102L198 103L197 101H195ZM212 102H210V106L214 105ZM240 102H242V101H240ZM255 102H256V101H255ZM2 103H1V104H2ZM25 103H27V101H26ZM30 103L33 104V105H31V104L28 103V105H26V106L29 107V106L31 105V106H33V108H35V106H36L35 103H32V102H30ZM38 103H39V102H38ZM135 103H136V102H135ZM140 103H141V102H140ZM157 103H158V102H157ZM165 103H166V102H165ZM192 103H193V102H192ZM196 103H193V104H190V103H189V104H190V105H196ZM229 103H228V104H229ZM256 103H259V101L256 102ZM260 103H261V102H260ZM52 104H54V107H55V103H52ZM52 104H51V105H52ZM58 104H56V105H58ZM64 104H65V103H64ZM66 104H67V103H66ZM66 104H65V106H66ZM88 104H90V103H88ZM95 104H96V103H94V105H95ZM109 104H110V103H109ZM118 104H117V105H118ZM158 104H159V103H158ZM160 104H163V103L161 102ZM169 104H170V103H169ZM172 104H173V103L171 102L170 105H172ZM180 104H181L180 107L182 108V106H184V105H183L182 103H180ZM189 104H188V106H189ZM201 104H202V103H201ZM221 104H222V103H221ZM223 104H222V105H223ZM228 104H227V106H228ZM235 104H236V103H235ZM235 104H234V102H233V105H234V106H236ZM239 104H240V103H239ZM239 104H238V105H239ZM261 104H262V103H261ZM263 104H264V103H263ZM39 105H40V104H39ZM39 105H37V106L39 107ZM51 105H50V106H51ZM79 105H80V104H79ZM100 105H101V104H100ZM148 105H149V106H148ZM155 105H156V103H155ZM164 105H165V104H164ZM166 105L169 107L168 104H166ZM175 105L177 106L178 103H177V104L175 103L174 106H175ZM205 105H206V104H205ZM207 105L209 106V103H208ZM207 105H206V106H207ZM233 105H230V106H228V107H230L231 109H233V108L236 109ZM240 105H241V104H240ZM251 105H254V104L252 103ZM255 105H256V104H255ZM255 105L252 107V110H254V111H255V108H254ZM258 105H259V104H258ZM258 105H256V106L258 107ZM37 106H36V107H37ZM44 106L46 107V105H44ZM81 106H83V105H81ZM85 106H86V105H85ZM97 106H98V103H97ZM97 106H96V107H97ZM101 106H102V105H101ZM101 106H100V107H101ZM107 106H108V105H107ZM107 106H105V107H107ZM110 106H111V105H110ZM114 106H116V104H115ZM158 106H159V105H158ZM174 106H173V107H174ZM186 106H187V104H186ZM186 106H185V107H186ZM210 106H209V107H210ZM219 106H220V105H219ZM224 106H222V107L224 108ZM231 106H232V107H231ZM0 107H1V106H0ZM56 107H55V108H56ZM100 107H99V108H100ZM117 107H118V106H117ZM122 107H123V105H122ZM124 107H126V106H124ZM124 107H123V109H122V110H123L122 113H125V112H126V111L124 112L125 109L127 110V107H126V108H124ZM132 107H133V105H132ZM142 107H143V106H142ZM147 107H146V109H147ZM150 107H151V106H150ZM160 107H161V106H160ZM170 107H171V106H170ZM173 107H172V109H173ZM185 107H184V109H185ZM189 107H190V106H189ZM204 107H205V106H204ZM222 107H221V106L219 107V108H220L219 111H220V110L222 111V109H223ZM239 107H240V106H239ZM239 107H238V108H239ZM249 107H250V105H249ZM249 107H248V108H249ZM261 107H262V105H261ZM261 107H258V109L261 108ZM29 108H30V107H29ZM33 108H32V109H33ZM42 108H43V109H41V108H40V109H41V110H49V109H46V108L44 109V107H42ZM48 108H49V107H48ZM55 108H54V109H55ZM64 108H65V107H64ZM87 108H88V107H87ZM87 108H86V109H87ZM102 108H103V107H102ZM110 108H113V107H110ZM118 108H119V107H118ZM133 108H134V107H133ZM133 108L130 107L131 110H132ZM151 108H152V107H151ZM153 108H152V109H153ZM157 108H158V107H157ZM161 108H162V107H161ZM164 108H166V107H164ZM187 108H188V107H187ZM187 108H186V110L189 109V108H188V109H187ZM191 108H194V109H195L196 106H195V107L193 106V107H191ZM212 108H214V106H213ZM212 108H211V109H212ZM217 108H218V107H217ZM221 108H222V109H221ZM226 108H227V107H226ZM245 108H247V107H245ZM248 108H247V109H248ZM253 108H254V109H253ZM263 108H264V107H262V109H263ZM32 109H30V111H33ZM60 109H61V108H60ZM68 109H69V108H68ZM68 109L66 108L65 111H63V109H61V110L64 112V114L61 115V114H62V113H61L60 115L63 117L64 115L67 116V115L69 114V117H72V118H73V115H74V114H73V115H70L71 111H73V110H71L72 108L69 109V111H70L69 113H67V112H68ZM78 109H79L80 112L82 111V110H80V108H78ZM82 109H83V107H82ZM103 109H104V108H103ZM107 109H108V108H107ZM134 109H135V108H134ZM139 109H140V107H139ZM144 109H145V107H144L142 110H144ZM149 109H150V108H149ZM155 109H156V108H155ZM172 109H171V110H172ZM184 109H183V110H184ZM204 109H205V108H204ZM207 109H208V108H207ZM215 109H216V108H215ZM241 109H242V107H241ZM243 109H244V108H243ZM5 110H6V109H5ZM41 110H40V111H41ZM88 110H89V112H90V108H89ZM109 110H111V109H109ZM118 110H119V109H118ZM131 110H130V111H131ZM142 110L140 109V112H141ZM153 110H154V109H153ZM153 110H152V111H153ZM171 110H170V111H171ZM174 110H175V109H174ZM196 110H197V109H196ZM209 110H210V109H209ZM212 110H213V109H212ZM217 110H218V109H217ZM224 110H225V109H224ZM226 110H228V112H230L229 108H227ZM226 110H225V112H226ZM7 111H8V110H7ZM66 111H67V112H66ZM74 111H75V110H74ZM74 111H73L72 113H76V112H74ZM91 111H92V110H91ZM101 111H103V110H101ZM106 111H107V110H106ZM116 111H117V110H116ZM128 111H129V110H128ZM130 111H129V112H130ZM138 111H139V110H137V112H138ZM146 111H147V110H146ZM146 111H145V112H146ZM148 111H150V110H148ZM148 111H147V112H148ZM159 111H160V110H159ZM161 111H162V110H161ZM161 111H160V112H161ZM165 111H166V110H165ZM168 111H169V110H168ZM179 111H181V110H179ZM198 111H199V110H198ZM205 111H206V110H205ZM231 111L233 112V110H231ZM234 111H235V113H238V112H236V110H234ZM244 111H245V110H244ZM246 111H247V110H246ZM250 111H251V108H250ZM17 112H18V111H17ZM17 112H16V110H15V112H13V113H16V114H17ZM38 112H39V111H38ZM41 112L43 113L44 111H41ZM50 112H51V111L49 110V113H50ZM65 112H66L67 114H66ZM86 112H87V111H86ZM89 112H88V113H89ZM103 112H104V111H103ZM107 112H108V111H107ZM117 112L119 113V112H121V110H119V111H117ZM133 112L135 113V110H134ZM133 112H132V113H133ZM137 112H136V113H137ZM140 112H139V113H140ZM142 112H143V111H142ZM177 112H178V111H177ZM184 112H185V111H184ZM192 112H194V111H192ZM195 112H196V111H195ZM213 112H214V110H213ZM228 112H226V113H228ZM240 112H241V111H240ZM32 113H33V112H32ZM42 113H40L41 116L43 115ZM44 113H46V112H44ZM84 113H85V112H84ZM92 113H93V111H92ZM92 113H91V114L89 113V114H90L89 117H90L91 115H93ZM104 113H105V112H104ZM109 113H110V111H109ZM109 113H108V114H109ZM150 113H151V112H150ZM150 113H149V114H150ZM164 113H165V112H164ZM169 113H171V112H169ZM169 113H168V114H169ZM198 113H199V112H198ZM207 113H208V110H207ZM207 113H206V114H207ZM209 113H212V112L209 111ZM222 113H224V112L222 111ZM235 113L233 112L234 115H235ZM2 114H3V112H2ZM5 114H6V113H5ZM16 114H15V116H16ZM34 114H35L36 116H39V115H37L36 113H34ZM47 114H48V111H47ZM53 114H54V113H53ZM78 114H79V112H78ZM108 114H107V117H108ZM110 114H111V113H110ZM110 114H109V115H110ZM125 114H127V113H125ZM137 114H138V113H137ZM155 114H156V113H155ZM166 114H167V113H166ZM168 114H167V115H168ZM185 114H186V112H185ZM220 114H221V113H219V115H220ZM229 114H230V113H229ZM35 115H34V116H35ZM51 115H52V114H51ZM75 115H76V114H75ZM98 115H99V114H98ZM128 115H130V114H128ZM133 115H134V114H133ZM173 115H174V114H173ZM177 115H178V114H177ZM197 115H198V114H197ZM199 115H200V114H199ZM212 115H214V114H212ZM215 115H216V114H215ZM219 115H218V116H219ZM224 115H225V114H224ZM231 115H232V114H231ZM246 115H249V114H247V112H246ZM46 116H47V115L45 114V117H46ZM103 116H104V115H103ZM105 116H106V115H105ZM111 116L113 117V115H110V117H111ZM122 116H123V115H122ZM131 116H132V115H131ZM138 116H139V114L137 115V117H138ZM147 116H149V115L147 114ZM147 116H146V117H147ZM151 116H152V115H151ZM165 116H166V115H165ZM232 116H233V115H232ZM232 116H230V117H232ZM235 116H236V115H235ZM242 116H245V115H242ZM16 117H17V116H16ZM19 117H20V115L18 116V118H19ZM24 117H25V116H24ZM42 117H43V116H42ZM64 117H65V116H64ZM94 117H95V116H94ZM96 117H97V116H96ZM123 117H126V115L123 116ZM128 117H129V116H127V118H128ZM135 117H136V116H135ZM163 117H164V114H163ZM207 117H209V116H207ZM210 117H212V116H210ZM220 117H221V116H220ZM227 117H228V116H227ZM22 118H23V117H22ZM25 118H26V117H25ZM43 118H44V117H43ZM48 118H49V114H48ZM55 118H57V117L55 116ZM59 118H60V117H59ZM74 118H75V117H74ZM98 118H99V117H98ZM98 118H97V119L95 118V119L98 121ZM144 118H145V117H144ZM144 118H143V119H144ZM150 118H153V119H154L155 117H150ZM168 118H169V116H168ZM212 118H213V117H212ZM221 118H222V117H221ZM223 118H224V120H225V122H226V119H227V118H226V115H225ZM237 118H238V116H237ZM244 118H245V117H243V120H244V122H245L246 119H244ZM16 119H17V118H16ZM44 119H45V118H44ZM49 119H51V117H50ZM60 119H63V118H60ZM60 119H59V120H60ZM64 119H65V118H64ZM69 119H70V118H68V120H69ZM93 119H94V118H93ZM95 119H94V121H95ZM103 119H104V117H103ZM106 119H107L106 122L109 121L110 119H111L110 122L114 120V119H112V118H110L109 120H108V118H106ZM118 119H119V118H118ZM134 119H135V118H134ZM145 119H146V118H145ZM145 119H144V120H145ZM148 119H149V118H148ZM170 119H171V118H170ZM192 119H193V118H192ZM229 119H232V118H229ZM229 119H228L227 121H229ZM248 119H249V117L247 118V120H248ZM250 119H251V118H250ZM19 120H20V119H19ZM21 120H22V119H21ZM23 120H24V118H23ZM23 120H22V121H23ZM25 120L28 121V119H25ZM29 120H30V119H29ZM36 120H37V119H36ZM40 120H41V119H40ZM42 120H43V119H42ZM46 120H47V119H46ZM57 120H58V119H57ZM72 120H74V119H71V122H72ZM99 120H102V119H99ZM104 120H105V119H104ZM115 120H117V118H116ZM115 120H114V121H115ZM171 120H172V119H171ZM207 120H208V118H207ZM209 120H210V118H209ZM217 120H218V119H217ZM224 120H223V121H224ZM232 120H234V119H232ZM235 120H236V118H235ZM22 121H21V122H22ZM52 121H53V120H52ZM52 121H50V122L52 123ZM145 121H147V120H145ZM164 121H165V120H164ZM166 121L168 122V121H170V120L167 119ZM166 121H165V122H166ZM181 121H182V118H181ZM184 121H185V120H184ZM211 121H212V120H211ZM230 121H231V120H230ZM240 121H241V119H240ZM251 121H252V120H251ZM253 121H254V120H253ZM25 122H26V121H25ZM28 122H29V121H28ZM42 122H43V121H42ZM50 122H49V123H50ZM53 122H54V121H53ZM56 122H57V121H56ZM58 122H59V121H58ZM88 122H89V121H88ZM110 122H109V123H110ZM117 122H119V121H117ZM121 122H122V121H121ZM170 122H171V121H170ZM189 122H190V121H189ZM219 122H220V121H219ZM225 122H224V123H225ZM247 122H248V121H247ZM45 123L48 124L46 121H45ZM64 123H67V120H66V122H64ZM72 123H73V122H72ZM72 123H71V124H72ZM100 123H102V122H100ZM159 123H161V122H158V124H159ZM162 123H164V122H162ZM171 123H172V122H171ZM176 123H178V122L176 121ZM238 123H239V122H238ZM242 123H243V122H240L241 125L244 124V123H243V124H242ZM245 123H246V122H245ZM256 123H257V122H256ZM61 124H62V123H61ZM69 124H70V123H69ZM71 124H70V125H71ZM93 124H94V123H93ZM112 124H114V122H113ZM126 124H127V123H126ZM192 124H194V123L192 122ZM225 124H226V123H225ZM225 124H224V125H225ZM240 124H239V125H240ZM251 124H252V122H251ZM251 124H250V122H249V125L247 124L248 128H249V126H250ZM19 125H20V124H19ZM22 125H23V122H22ZM49 125H50V124H49ZM49 125H48V126L46 125L47 129H48V127H49V129H51V128H50L51 125H50V126H49ZM52 125H53V124H52ZM64 125H67V124H64ZM70 125H69V126H70ZM72 125H73V124H72ZM103 125H104V124H103ZM122 125H123V124H122ZM130 125H131V124L129 123L128 126H125V127H128V128L130 127V128H131V127L133 126V124H132L131 126H130ZM155 125L159 127V125H157V124H155ZM189 125H190V124H189ZM228 125H229V123H228ZM231 125H232V123H231ZM236 125H237V124H236ZM241 125H240V126H241ZM87 126H91V125H88V124H87ZM98 126H99V125H98ZM163 126H164V125H163ZM163 126H162V127H163ZM165 126H166V125H165ZM165 126H164V127H165ZM182 126H183V125H182ZM244 126L246 127V125H244ZM18 127H19V126H17V129H18ZM43 127H45V126H44V123H43L42 128H43ZM70 127H72V126H70ZM70 127H68V128H70ZM100 127H101V125H100ZM104 127H105V126H104ZM123 127H124V126H123ZM123 127H121V129H123ZM125 127H124V128H125ZM138 127H140V125H139ZM138 127H137V129H136V126H133L132 129L135 130L136 132H138V131H137V130L139 129ZM152 127H153V126H152ZM152 127H151L150 131L152 130ZM167 127H168V126H167ZM189 127H192V126H189ZM231 127H232V126H231ZM250 127H251V126H250ZM19 128H20V127H19ZM37 128H38V126H37ZM42 128H41V130H42ZM52 128H53V127H52ZM55 128H56V126H55ZM55 128H54V129H55ZM65 128H67V127L65 126ZM106 128H107V127H106ZM134 128H135V129H134ZM140 128H141V127H140ZM179 128L181 129L180 131H187L186 129H185V130H184V129L182 130L181 127H179ZM227 128H228V126H227ZM227 128H226V129H227ZM21 129H23V128H21ZM83 129H84V128H83ZM86 129H87V128H86ZM101 129H102V128H101ZM104 129H105V128H104ZM107 129H108V128H107ZM121 129H120V131H121ZM125 129H126V128H125ZM155 129H157V128L155 127ZM228 129H229V128H228ZM231 129H232V128H231ZM231 129H230V130H231ZM233 129H234V128H233ZM235 129H236V128H235ZM235 129H234V130H235ZM239 129H240V128H239ZM41 130L39 129V131H41ZM62 130H63V129H62ZM73 130H74V129H73ZM73 130H71V131H73ZM109 130H111V129H109ZM116 130H118V128H116ZM126 130H127V129H126ZM153 130H154V128H153ZM234 130H233V131H234ZM247 130H248V129H247ZM54 131H55V130H54ZM66 131H68V130H66ZM71 131H69V132H71ZM80 131H81V129H80ZM111 131H112V130H111ZM120 131H119V132H120ZM135 131H134V132H135ZM141 131H142V130H141ZM159 131H160V130H157V132H159ZM161 131H162V130H161ZM188 131H190V130H188ZM226 131H227V130H226ZM239 131H240V130H239ZM23 132H24V130L21 131V133H23ZM56 132H57V130H56ZM69 132H68V133H69ZM104 132H105V131H104ZM106 132H107V131H106ZM106 132H105V133H106ZM109 132H110V131H109ZM115 132H116V131H115ZM153 132H154V131H153ZM153 132H152V133L150 132V133L153 134ZM157 132L155 131L156 134H158ZM176 132H177V130H176ZM176 132H175V133H176ZM178 132H179V131H178ZM190 132H191V131H190ZM39 133H40V132H39ZM111 133H112V132H111ZM111 133H109V134H111ZM120 133H121V132H120ZM139 133H140V131H139ZM155 133H154V134H155ZM159 133H160V132H159ZM180 133H182V132H180ZM230 133H231V132H229V134H230ZM54 134H55V133H54ZM54 134H53V135H54ZM59 134H60V133H59ZM69 134H70V133H69ZM103 134H104V133H103ZM116 134H117V133H116ZM116 134H115V135H116ZM122 134H123V132H122ZM147 134H148V133H147ZM154 134H153V135H154ZM176 134H177V133H176ZM190 134L192 135V132H191ZM236 134H237V132H236ZM40 135H41V134H40ZM45 135H46V134H45ZM55 135H56V134H55ZM55 135H54V136H55ZM57 135H58V134H57ZM70 135H71V134H70ZM93 135H94V134H93ZM93 135H91V137H92ZM97 135H98V134H97ZM115 135H114V136H115ZM118 135H119V134H118ZM125 135H126V134H125ZM127 135H128V133H127ZM127 135H126V136H127ZM139 135H141V133H140ZM144 135H145V134H144ZM144 135H143V138L146 136V135H145V136H144ZM153 135H152L151 137H153ZM232 135H233V134H232ZM47 136L49 137V135H47ZM47 136H46V137H47ZM61 136H62L61 139H64V138H65V137L63 138V135H61ZM94 136H95V135H94ZM100 136H101V135H100ZM103 136H104V135H102V137H103ZM109 136H110V135H109ZM116 136H117V135H116ZM123 136H124V135H123ZM154 136H157V137H158V135H154ZM160 136H161V133H160ZM162 136H163V135H162ZM183 136H184V134H183ZM226 136L228 137L227 134H226ZM88 137H90V136H88ZM105 137H108V134H107V136L105 135ZM119 137H120V136H119ZM128 137H130V136L128 135ZM146 137H147V136H146ZM146 137H145V138H146ZM168 137H170V136H168ZM181 137H182V136H181ZM51 138H52V137H51ZM51 138H50V139H51ZM59 138H60V137H59ZM59 138H57V139H59ZM70 138H71V137H70ZM77 138H78V136L76 137V140H77ZM85 138L87 139V137H85ZM92 138H93V137H92ZM103 138H104V137H103ZM108 138H109V139H112L111 136L108 137ZM113 138H114V137H113ZM153 138H154V137H153ZM42 139H43V140H42ZM47 139H48V138H47ZM68 139H69V138H68ZM68 139H67V140H68ZM78 139H79V138H78ZM94 139H95L94 141H96V138H94ZM114 139H115V138H114ZM121 139H122V137H121ZM130 139H131V138H130ZM146 139H147V138H146ZM146 139H145V141L147 142L148 139H149V136H148V139H147V140H146ZM160 139H161V138H160ZM168 139H170V138H168ZM168 139H166V141H167ZM179 139H180V138H179ZM228 139L230 140L231 138H228ZM44 140H45V138H43V137L41 136V142L44 141ZM54 140H55V138H54ZM59 140H60V139H59ZM65 140H66V139H65ZM76 140H75V141H76ZM79 140H82V143H83L85 146H87V145H86V142H87V144H88V141H85V139H81V138H80ZM83 140H84L85 143L83 142ZM89 140H90V139H89ZM91 140H92V139H91ZM98 140H99V139H98ZM103 140H105L104 142H106L107 138L102 139L100 143H102ZM151 140H152V138H150V143H153V141H154V143H155V147H154V146H152V147H154V148L157 150L158 147H159V145H157V146H158V147H157V146H156V143H157V142L159 143V142H161L162 140L159 141V138H158V141L155 142V141H156V137H155V140H154V139H153V141H151ZM170 140H171V139H170ZM52 141H53V140H52ZM99 141H100V140H99ZM99 141H98V142H99ZM107 141H108V140H107ZM110 141H112V140H110ZM110 141H109V142H110ZM117 141H118V139H117ZM122 141H123V139H122ZM175 141H176V140H175ZM182 141H183V140H182ZM182 141H181V142H182ZM249 141H250V140H249ZM36 142H39V140L36 141ZM61 142H63V140H62ZM68 142H69V141H68ZM68 142L66 141V143H68ZM123 142H124V144H126V143H125V139H124ZM177 142H178V141H177ZM181 142H180V143H181ZM22 143H23V142H22ZM39 143H40V142H39ZM47 143H49V140H48ZM57 143H58V141H57ZM74 143H77V142H74ZM74 143H73V144H74ZM78 143H79V145H80V146L78 145V147H80V148H78V150L80 149V151H81V144H82V143L80 144V141H78ZM90 143H92V144H90V145L88 144L89 146L93 145L95 142L93 143V141H92V142H90ZM112 143H115V142H112ZM148 143H149V142H148ZM148 143H146V144H148ZM150 143H149L148 145H150ZM154 143H153L152 145H154ZM158 143H157V144H158ZM53 144H54V143H53ZM53 144L51 145V147L53 146ZM59 144H60V143H59ZM61 144H62V143H61ZM121 144H122V143H121ZM169 144H170V143H169ZM175 144H176V143H175ZM186 144L188 145L189 143H186ZM22 145H23V144H22ZM25 145H26V144H24L23 146H25ZM39 145H40V144H39ZM47 145H48V144H47ZM54 145H55V144H54ZM67 145H69V144H67ZM84 145H82V146H83L82 148H85ZM106 145H108V144H106ZM129 145H130V144H129ZM131 145H132V144H131ZM141 145H143V144H141ZM148 145H146L147 147H144V148H148ZM184 145H185V142H184ZM190 145H191V142H190ZM249 145H250V144H248V146H249ZM26 146H27V145H26ZM45 146H46V145H45ZM49 146H50V145H49ZM58 146H59V148L61 147L60 145H58ZM62 146H63V144H62ZM75 146H76V144H75ZM89 146H87L85 149L88 150V147H89ZM94 146H95V145H93V147H94ZM102 146H104V144H102ZM102 146H101V147H102ZM110 146H111V145H110ZM110 146H109V148H108V146H107V148H106L105 150H103V154L101 153L102 150H98V149H99V146H96V147H98V149H95V150H96V153H95V154H96V158H95L94 161H96V160L99 161V160H100V165H97V164H98L97 161H96L97 164H93L92 161H89V162H88L87 165H89L90 167H92V164H93V167H94V168L92 167L91 169H87V170H88V171H87L88 173H87V175H86V176H87V179H85V181H86V180H89V181L91 180L90 182H92V180L94 179L93 182H94V181L97 182L98 179H100V177H102V178H101V180H102V179H104L103 176L106 177V176L109 174L108 172H107L108 174H107L106 172H104L105 170H107L106 168H105V170H103L104 168L102 169V168H100V167H102L103 164L105 163V160H106V159L103 160V157H105L106 151H109V149H111V148L113 147V145H112V147H110ZM133 146H134V145H133ZM161 146H162V145H160V148H161ZM175 146H177V145H175ZM175 146H173V147H175ZM188 146H189V145H188ZM40 147H41V145H40ZM51 147H50V148H51ZM53 147H54V146H53ZM76 147H77V146H76ZM115 147H117V145H116ZM119 147H121V146L119 145L116 149H118ZM122 147H123V146H122ZM138 147H139V146H138ZM138 147H137V148H138ZM140 147H142V146H140ZM149 147H150V149H152V148H151V145H150ZM156 147H157V148H156ZM163 147H165V146H163ZM177 147H178V146H177ZM177 147H176V148H177ZM249 147H250V146H249ZM20 148H21V147H20ZM43 148H45V147L43 146ZM47 148H48V146H47ZM56 148H57V146H56ZM59 148L57 149V151H59ZM61 148L63 149V147H61ZM131 148H132V147H131ZM131 148H130V149H131ZM179 148H180V147H179ZM25 149H26V148H25ZM27 149H29V148H27ZM41 149H42V148H41ZM45 149H46V148H45ZM52 149H53V148H52ZM74 149H76V148H74ZM90 149H92V147L89 148V150H90ZM113 149H114V148H113ZM113 149H112V150H113ZM119 149H120V148H119ZM133 149H134V147H133ZM180 149H181V148H180ZM180 149H177V150H180ZM15 150H16V149H15ZM17 150H18V149H17ZM17 150H16V151H17ZM43 150H44V149H43ZM54 150H55V147H54ZM54 150H53V152H54ZM60 150H61V149H60ZM64 150H65V149H64ZM69 150H70V149H69ZM72 150H73V149H72ZM78 150H77V151H78ZM93 150H94V149H93ZM112 150H110V152H109L108 154H111L113 151H115V149H114L113 151H112ZM121 150H122V149H121ZM125 150H126V146H125ZM141 150H142V149H141ZM147 150H149V148H148ZM147 150H146V151H147ZM163 150H164V152H165V149H164V148H163ZM173 150H174V148H173ZM19 151H20V149H19ZM26 151H27V150H26ZM30 151H31V150H30ZM57 151H56V152H57ZM77 151H76V152H77ZM99 151H100V152H99ZM111 151H112V152H111ZM133 151H134V150H133ZM143 151H145V149H143ZM153 151H154V150H153ZM171 151H172V148H171ZM175 151H176V149L174 150V152H175ZM62 152H63V150H62ZM65 152H66V151H65ZM78 152H79V151H78ZM82 152H83V149H82V151H81L80 153H82ZM87 152H88V151H87ZM87 152H86V155H85V152L82 153L83 155L81 154V157L83 156V158H85V156H87ZM91 152H95V151H91ZM91 152H90V153H91ZM116 152H117V151H116ZM135 152H136V151H135ZM151 152H152V150H151ZM154 152H156V151H154ZM176 152H177V151H176ZM178 152H181V150L178 151ZM13 153H14V152H13ZM44 153H45V152H44ZM47 153H48V152H47ZM58 153H59V152H57V154H58ZM60 153H61V151H60ZM70 153H71V152H70ZM73 153H74V152H73ZM80 153H78L79 156H80ZM113 153H114V152H113ZM118 153H119V152H118ZM130 153H131V152H130ZM137 153H138V152H137ZM140 153H142V152L140 151ZM140 153H139V154H140ZM148 153H149V152H148ZM162 153H163V152H162ZM162 153H161V155L164 154V153H163V154H162ZM10 154H11V153H10ZM19 154H21V153L19 152ZM36 154H37V153H36ZM63 154H65V153H63ZM92 154H93V153H92ZM101 154H102V155H101ZM151 154H152V153H151ZM151 154H150V155H151ZM159 154H160V153H159ZM159 154H158V155H159ZM165 154H166V153H165ZM165 154H164V155H165ZM172 154H173V153H171V155H172ZM246 154H247V153H246ZM7 155H8V154H7ZM11 155H12V154H11ZM39 155H40V154H39ZM50 155H51V154H50ZM60 155H62V154H60ZM84 155H85V156H84ZM89 155H90V154H89ZM93 155H94V154H93ZM133 155H134V154H133ZM146 155H147V154H146ZM150 155H149V156H150ZM161 155H160V156H161ZM164 155H163V157H164ZM166 155L169 156V151H168V153H167ZM166 155H165V157H166ZM3 156L5 157L6 154H4ZM3 156H2V157H3ZM9 156H10V155H9ZM9 156H8V157H9ZM47 156H48V155H47ZM58 156H59V155H57V158H58V159L61 158V156H59V157H58ZM63 156H64V155H63ZM69 156H70V155H69ZM124 156H125V155H124ZM147 156H148V155H147ZM156 156H157V155H156ZM172 156H173V155H172ZM15 157H17V159H18V156H15ZM15 157H14V158H15ZM23 157H24V156H23ZM44 157H46V156L44 155L43 158H44ZM71 157H72V156H71ZM74 157H75V155H74ZM77 157H78V156H76V159H77ZM90 157H92V156H90ZM90 157H89V159H90ZM119 157L121 158V156H119ZM135 157H136V156H135ZM154 157H155V156H154ZM154 157H151L150 160H153L152 158H154ZM165 157H164V158H165ZM169 157H170V156H169ZM231 157H232V156H231ZM5 158H6V157H5ZM9 158H10V157H9ZM25 158H26V157H25ZM46 158H48V157H46ZM46 158H45V160H46ZM53 158H54V156H53ZM55 158H56V157H55ZM55 158H54L53 160H57V159H55ZM69 158H70V157H69ZM87 158H88V157H87ZM87 158H86V159H87ZM117 158H118V157H117ZM124 158H125V157H124ZM136 158H137V157H136ZM136 158H135V159H136ZM161 158H162V157H161ZM164 158H162V160H163ZM167 158H168V157H167ZM171 158H172V157H170L169 159H171ZM41 159H42V158H41ZM50 159H51V157H49V159H47V162H46V161L44 162L45 165H46V163L48 164V161H50ZM86 159H85V160H86ZM93 159H94V157H93ZM111 159L113 160V157H112ZM111 159H110V161H111ZM115 159H116V158L114 157L113 162L115 161ZM126 159H127V158H126ZM130 159H131V158H130ZM137 159H138V158H137ZM154 159H155V158H154ZM169 159H168V160H169ZM23 160H24V159H23ZM25 160H26V159H25ZM34 160H35V159H34ZM39 160H40V159H39ZM39 160H38V161H39ZM53 160H52V161H53ZM74 160H75V159H74ZM91 160H92V159H91ZM102 160H103V161H102ZM117 160H118V159H117ZM117 160H116V161H117ZM139 160H141V159H139ZM139 160H138V161H139ZM233 160H234V159H233ZM233 160H232V161H233ZM236 160H237V159H236ZM11 161H12V159H11ZM18 161H19V164L21 165V163H20V162H21V157H20V155H19V160H18ZM36 161H37V160H36ZM36 161H35V162H36ZM42 161H43V160H42ZM78 161H79V160H77V162H78ZM106 161L108 162L109 160H106ZM110 161H109V163H110ZM116 161H115V162H116ZM124 161H126V160H124ZM163 161H165V160H163ZM170 161H171V160H170ZM170 161H169V162H170ZM24 162H25V161H24ZM56 162H57V161H55V165L58 164V163L56 164ZM59 162H60V161H59ZM96 162H95V163H96ZM113 162H112L111 164L114 165ZM154 162H156V161H154ZM154 162H152V163H154ZM6 163H7V162H6ZM16 163H17V162H16ZM60 163H61V162H60ZM62 163H63V162H62ZM81 163H82V162H81ZM90 163H91V164H90ZM101 163H103L102 166H101ZM116 163H117V162H116ZM150 163H151V162H150ZM150 163H149V164H150ZM156 163H157V162H156ZM156 163H155V164H156ZM8 164H9V163H8ZM27 164H28V163H27ZM38 164H39V162H38ZM38 164H37V165H38ZM50 164H52V163H50ZM50 164H49V165H50ZM76 164H78V163L75 162L74 165H76ZM79 164H80V163H79ZM85 164H86V163H85ZM85 164H83V165H85ZM135 164H136V163H135ZM149 164H148V165H149ZM155 164H153V165H155ZM233 164H235L234 161H233ZM236 164H237V163H236ZM239 164H240V163H239ZM239 164H238V165H239ZM10 165H11V164H10ZM15 165H18V163L15 164ZM52 165H53V164H52ZM55 165H54V167H55ZM59 165H60V164H59ZM65 165H66V164H65ZM81 165H82V164H81ZM96 165H97V166H96ZM144 165H145V163H144ZM151 165H152V164H151ZM151 165H150V166H151ZM157 165H158V163H157ZM228 165H230V164H227V167H228ZM8 166H9V165H8ZM8 166H7V167H8ZM41 166L43 167V163L41 164ZM41 166H40V167H41ZM95 166H96V167H95ZM98 166H99V167H98ZM120 166H121V165H120ZM126 166H128V164H127ZM243 166H244V165H243ZM17 167L19 168V166H17ZM60 167H62V166H60ZM81 167H82V166H81ZM117 167H118V166H117ZM145 167H146V166H145ZM227 167H226V168L224 167V168L227 169ZM3 168H4V167H3ZM10 168H11V167H10ZM57 168H58V167H57ZM62 168H63V167H62ZM115 168H116V167H115ZM120 168H121V167H120ZM120 168H119V169H120ZM142 168L144 169V166H143V165H142ZM166 168H167V167H166ZM222 168H223V167H222ZM233 168H234V167H233ZM233 168H232V169H233ZM5 169H6V168H5ZM38 169H40V168H38ZM42 169H43V168H42ZM42 169H40V171H41ZM60 169H61V168H60ZM60 169L58 168V170H60ZM64 169H66V168H64ZM68 169H69V168H68ZM119 169H118V170H119ZM127 169H128V167H127ZM129 169H130V167H129ZM132 169H133V168H131V170H132ZM146 169H148V168H145L144 170H146ZM158 169H159V168H158ZM214 169H215V168H214ZM214 169H213V171L215 172L216 169H215V170H214ZM232 169H231V170H232ZM247 169H248V168H247ZM2 170H4V169H2ZM10 170H11V169H10ZM10 170L8 169V171L11 173ZM18 170H19V169H18ZM58 170H57V171H58ZM112 170H113V169H112ZM118 170H116V172H119ZM131 170H130V172H128L129 174H130V173H131V174L133 173V172H132L133 170H132V171H131ZM160 170H161V169H160ZM227 170H230V168H228ZM234 170H235V169H234ZM234 170H233V171H234ZM5 171H7V170H5ZM60 171H61V170H60ZM60 171L58 172V174L60 173ZM67 171H68V170H67ZM107 171H108V170H107ZM124 171L126 172V170H124ZM124 171L122 170V172H124ZM213 171H212V172H213ZM14 172H15V171H14ZM18 172H19V171H18ZM36 172H37V171H36ZM63 172H64V171H63ZM84 172H85V171H84ZM114 172H115V171H114ZM116 172H115L116 175L114 174L115 177L119 174V173L117 174ZM137 172L140 173L141 170H138ZM137 172H136V173H137ZM214 172H213V174H214ZM219 172H220V171H219ZM219 172L217 173V170H216L215 173H216V174H219ZM5 173L7 174V172H5ZM56 173H57V172H56ZM65 173H66V172H65ZM85 173H86V172H85ZM128 173H127V174H128ZM144 173L147 174L146 172H144ZM158 173H161V172H158ZM162 173H163V172H162ZM162 173H161V174H162ZM189 173H190V172H189ZM6 174H5V176H4V179L8 177V176H6ZM13 174H14V173H13ZM36 174H37V173H36ZM38 174H39V173H38ZM69 174H71V173H69ZM103 174H104V175H103ZM105 174H107V175L105 176ZM110 174H111V172H110ZM112 174H113V173H112ZM120 174H121V173H120ZM134 174H135V173H134ZM145 174H143V176H144ZM163 174H165V173H163ZM3 175H4V171H3ZM3 175H2V176H3ZM9 175H10V174H9ZM59 175H60V174H59ZM61 175H65V174H64V173H63V174L61 173ZM83 175H84V174H83ZM157 175H158V174H157ZM157 175H156V177L158 178ZM17 176H18V175H17ZM118 176H120V175H118ZM127 176H128V175H127ZM136 176H137V177H138V176L140 177V176H142V173H141V175L138 174V175H136ZM151 176H153V175H151ZM159 176L162 177V175H159ZM212 176H214V175H212ZM54 177H57V175L54 176ZM63 177H64V176H63ZM11 178H12V177H11ZM11 178L9 177V178H8L9 180H7V181H10ZM14 178H15V177H14ZM85 178H86V177H85ZM106 178H107V177H106ZM106 178H105V179H106ZM117 178H118V177H117ZM149 178H150V177H149ZM2 179H3V177H2ZM12 179H13V178H12ZM12 179H11V180H12ZM60 179H61V178H60ZM96 179H97V180H96ZM105 179L103 180L102 184H104ZM112 179L114 180L115 178L112 177ZM120 179H121V178H119V180H120ZM5 180H6V179H5ZM13 180H16V179H13ZM53 180H55V179H53ZM106 180H107V179H106ZM108 180H110V177H108ZM115 180H116V179H115ZM115 180H114V181H115ZM121 180H122V179H121ZM123 180H126V179H123ZM123 180H122V181H123ZM127 180H128V179H127ZM133 180H134V179H133ZM136 180H137V179H136ZM148 180H149V179H148ZM148 180H147V181H148ZM152 180H153V179H152ZM152 180H151V181H152ZM189 180H190V179H189ZM191 180H192V179H191ZM2 181H3V180H2ZM19 181H21V180H19ZM89 181H87V183H88L87 185L89 186V187L87 186V188H89V189H88V192H87L88 195H91V196H92L91 199L93 198L94 201H96V200H97V202L100 201L99 204L101 205V208L104 209V208H105L104 206H106V204H107V202H105V201H107V200H104V201H103L102 199H104V198H102L103 196L101 197V195H104V194H103V193H102L101 195L99 194L100 191L103 192V189H104V188L101 187V189H100V187H99V189H100V190H99V189H98V186H93V184L91 185ZM114 181H113V182H114ZM192 181H193V180H192ZM0 182H1V176H0ZM4 182H5V181H4ZM96 182H94V185H96V184H95ZM99 182H100V181H99ZM99 182H97V185H99ZM105 182L107 183V181H105ZM108 182H109V181H108ZM113 182H112V184H113ZM128 182H129V181H128ZM130 182H131V181H130ZM133 182L135 183V180L132 181V183H133ZM149 182H150V181H149ZM6 183H8V182H6ZM10 183L12 184V182H10ZM15 183H16V181H15ZM21 183H22V182H21ZM58 183H60V182L58 181ZM63 183H64V182H63ZM106 183H105V185H106ZM134 183H133V184H134ZM191 183H193V182H191ZM0 184H1V185H0L1 187H0V188H2L3 185H2V183H0ZM17 184H18V183H17ZM89 184H90V185H89ZM100 184H101V183H100ZM107 184H108V183H107ZM112 184L110 183V186H113V187H114V185H112ZM133 184H132V185H133ZM135 184H136V183H135ZM137 184H138V183H137ZM140 184H141V186H142V184H144V182L142 181ZM194 184H195V183H194ZM6 185H9V184H6ZM52 185H53V184H52ZM105 185H101V186L105 187ZM108 185H109V184H108ZM132 185H131V186H132ZM99 186H100V185H99ZM119 186L121 187L122 185H118V187H119ZM123 186H124V185H123ZM126 186H127V185H126ZM131 186H130V187H131ZM193 186H194V185H193ZM6 187H7V186H5V188H6ZM9 187H10V186H9ZM36 187H37V186H36ZM36 187H35V188H36ZM39 187H40V186H39ZM44 187H45V186H44ZM93 187H94V188H93ZM95 187H97L96 190H95ZM106 187H107V186H106ZM106 187H105V191L108 189V188H106ZM132 187H134V185H133ZM135 187H136V186H135ZM7 188H8V187H7ZM48 188L51 189V187H48ZM122 188H124V187H122ZM122 188H120V190H121ZM127 188H128V187H126V189H127ZM138 188H139V187H138ZM9 189H10V188H9ZM9 189H7V190H9ZM84 189H85V188H84ZM109 189H110V188H109ZM113 189H115V188H113ZM3 190H4V188H3ZM13 190H14V189H13ZM35 190H36V189H35ZM43 190H44V189H43ZM61 190H62V189H61ZM61 190H60V191H61ZM110 190H111V189H110ZM135 190H136V189H135ZM135 190H133V191H135ZM5 191H6V190H5ZM9 191H10V190H9ZM37 191H38V190H37ZM37 191H36V192H37ZM48 191H49V190H48ZM53 191H54V189H53ZM63 191H64V190H63ZM86 191H87V190H86ZM95 191H96V192H95ZM97 191H99V192H97ZM122 191H123V190H122ZM82 192L84 193L85 190L82 191ZM110 192L113 193L112 190H111ZM110 192H108V193H110ZM117 192H118V191H117ZM120 192H121V191H120ZM125 192H126V191H125ZM12 193H13V192H12ZM42 193H43V192H42ZM45 193H46V192H45ZM56 193H57V190H56ZM60 193H61V192H60ZM85 193H86V192H85ZM96 193H97V194H96ZM104 193H105V192H104ZM122 193H123V192H122ZM126 193H127V192H126ZM130 193H131V190H130ZM3 194H4V193H3ZM37 194H38V193H37ZM123 194H124V193H123ZM123 194H122V195H123ZM127 194H128V193H127ZM4 195H5V194H4ZM34 195H36V194H35V191H34ZM38 195H41V194L39 193ZM46 195H47V194H46ZM59 195H60V194H59ZM84 195H85V194H84ZM88 195L86 194V196H88ZM95 195H96V196H95ZM97 195H98V196L100 195L99 197H101V200H99V198H97ZM107 195H108V194H107ZM111 195H112V194H111ZM111 195L109 194L110 197H112ZM122 195H121V196H122ZM155 195H156V194H155ZM5 196H6V195H5ZM60 196H61V195H60ZM125 196H126V194H124V198H125L126 201H128V199H126ZM161 196H163V194H162ZM165 196H167V195H165ZM165 196H163V197H164L163 202L165 201ZM43 197H44V195H43ZM106 197H107V199L110 198V197H108V196H106ZM128 197H129V196H128ZM132 197H133V195H132ZM132 197H130V198L132 199ZM61 198H62V197H61ZM83 198H85V196H84ZM135 198H136V197H135ZM154 198H155V197H153V199H154ZM49 199H50V197H49ZM66 199H67V198H66ZM66 199H65V200H66ZM88 199H89V198H88ZM93 199H92V202H93ZM133 199H134V197H133ZM157 199H158V198H156V200H157ZM159 199H160V197H159ZM46 200H48V198H47ZM61 200H63V198H62ZM110 200H111V199H110ZM121 200L123 201V198L120 199V201H121ZM150 200H152V199L150 198ZM150 200L148 199V201H150ZM49 201H50V200H49ZM101 201H102V204H103L104 202H105V203L102 205V204H101ZM112 201H113V200H112ZM129 201H130V199H129ZM152 201H153V200H152ZM154 201H155V200H154ZM154 201H153V203H154ZM157 201H159V200H157ZM157 201H156V202H157ZM160 201H161V199H160ZM160 201H159V202H160ZM38 202H39L38 205H40V201H38ZM61 202H62V201H60L59 203H61ZM131 202H132V201H131ZM134 202H136V201H134ZM163 202L159 203L160 206H161L162 208H163V206H162V203H163ZM165 202H166V201H165ZM2 203H3V202H2ZM41 203H42V202H41ZM43 203H44V202H43ZM43 203H42V204H43ZM53 203H54V202H53ZM57 203H58V202H56V204H57ZM59 203H58L57 205H59ZM93 203H94V202H93ZM95 203H96V202H95ZM113 203H114V202H113ZM157 203H158V202H157ZM157 203H156L157 207H160V206H158ZM34 204H35V203H34ZM42 204H41V205H42ZM61 204H62V203H61ZM114 204H115V203H114ZM127 204H128V202H127ZM127 204H126V205H127ZM164 204H165V203H164ZM51 205H52V204H51ZM57 205H54V206L56 207ZM63 205H64V204H63ZM96 205H97V204H96ZM124 205H125V204H124ZM126 205H125V206H126ZM4 206H5V205H4ZM48 206H49V205H48ZM93 206H94V204H93ZM102 206H103L104 208H103ZM121 206H123L122 203H121ZM52 207H53V205H52ZM55 207H54V208H55ZM112 207H114L113 204H112ZM123 207H124V206H123ZM123 207H122V208H123ZM135 207H136V206H135ZM161 207H160V208H161ZM164 207H165V206H164ZM0 208H1V207H0ZM34 208H37V207H33V208H31L32 211H33ZM39 208H40V207H39ZM39 208H38V209H39ZM41 208H42V207H41ZM152 208H154L153 205H152ZM27 209H28V210H31V209H29V208H27ZM42 209H43V208H42ZM42 209H40V210H42ZM47 209H48V207H47ZM56 209H58V208H56ZM77 209H78V208H77ZM77 209H76V210H77ZM79 209H80V208H79ZM91 209H92V208H91ZM113 209H115V207H114ZM123 209H124V208H123ZM134 209H135V208H134ZM137 209H138V208H137ZM154 209H156V208H154ZM157 209H159V208H157ZM34 210H35V209H34ZM45 210H46V207H45ZM152 210H153V209H152ZM159 210H160V209H159ZM159 210H158V212H160ZM163 210H164V209H163ZM165 210H168V209H167V206H166V209H165ZM35 211H36V210H35ZM38 211H39V210H38ZM42 211H43V210H42ZM42 211H40V212H42ZM47 211H48V210H47ZM49 211L51 212V210H49ZM78 211H79V210H78ZM80 211H82V210L80 209ZM80 211H79V212H80ZM91 211H92V210H91ZM94 211H95V210H94ZM106 211H107V210H106ZM113 211H114V210H113ZM155 211H156V210H154L153 212H155ZM74 212H77V211H74ZM168 212H169V211H168ZM63 213H64V212H63ZM80 213H81V212H80ZM87 213H88V212H87ZM87 213L85 214V216L88 215ZM99 213H100V212H99ZM108 213H109V212H108ZM108 213H107V217H108ZM110 213L112 214L113 212H110ZM110 213H109V214H110ZM161 213H163V212L161 211ZM43 214H44V213H43ZM43 214H42L41 217L39 216L38 219H39V218H42V217H43ZM47 214H48V213H46V215H45V217H43V219H46V218L48 219ZM50 214H51V213H50ZM60 214H61V213H60ZM68 214H69V213H68ZM68 214H67L66 217H69ZM73 214H74V213H73ZM77 214H78V213H76L75 215H77ZM81 214H82V213H81ZM97 214H98V213H97ZM163 214H165V213H163ZM52 215H53V214H52ZM100 215L102 216V215H104V213H103V214L101 213ZM100 215H99V218H102L103 216L100 217ZM105 215H106V213H105ZM105 215H104V216H105ZM46 216H47V217H46ZM55 216H56V214H55ZM80 216H81V215L79 214V217H80ZM90 216H91V214H90ZM90 216H89V217H90ZM49 217H50V216H49ZM60 217L62 218V216H60ZM79 217H78V218H79ZM82 217H84V214H83ZM96 217H97V216H96ZM109 217H110V215H109ZM109 217H108V219H109ZM111 217H112V216H111ZM36 218H37V217H36ZM53 218H54V217H53ZM87 218H88V217H87ZM103 218H104V217H103ZM105 218H106V216H105ZM112 218H113V217H112ZM115 218H116V217L114 216V218H113V219H109V221H110V220H115ZM167 218H168V217H167ZM167 218H166V219H167ZM169 218H170V217H169ZM49 219H51V218H49ZM54 219L56 220L57 217L54 218ZM73 219H74V217H73L72 219H71V217L69 218L70 221L73 220ZM75 219H76V218H75ZM75 219H74V220H75ZM90 219H91V217H90L88 220H90ZM97 219H98V218H97ZM59 220H60V219H59ZM59 220H57V222H58ZM61 220H62V219H61ZM74 220H73V222H74ZM102 220L104 221V224H105V220H104V219H102ZM168 220H170V219H168ZM35 221H36V220L34 219V222H35ZM38 221H39V220H38ZM44 221H45V220H44ZM48 221H49V220H48ZM79 221H80V219H79ZM79 221H78V223H79ZM81 221H82V219H81ZM103 221H102V222H103ZM117 221H118V220H117ZM117 221H116V222H117ZM49 222H50V221H49ZM54 222H55V221H54ZM60 222H61V221H60ZM66 222H68V221H66ZM84 222H85V221L83 220V223H84ZM87 222H88V221H87ZM37 223H38V222H37ZM40 223H41V221H40ZM51 223H52V222H51ZM68 223H70V222H68ZM108 223H111V221L108 222ZM73 224H74V223H73ZM79 224H80V223H79ZM79 224H77V225H79ZM81 224H82V223H81ZM88 224H89V223H88ZM91 224H92V223H91ZM104 224L102 223L101 225H104ZM32 225H33V224H32ZM39 225H40V224H39ZM69 225H70V224H69ZM77 225H76V223H75V227H76ZM86 225H87V223L85 222V225H83L85 229H86V227H85ZM93 225H94V224H93ZM98 225H100V224H98ZM105 225H106V226L108 225V224H107V220H106V224H105ZM110 225H111V224H110ZM34 226H35V225H34ZM41 226H42V225H41ZM45 226H47V225H45ZM57 226H58V224H57ZM62 226H63V225H62ZM70 226H71V225H70ZM70 226H67V227L70 228ZM72 226H73V225H72ZM83 226L81 227L82 229H83ZM87 226H88V225H87ZM91 226H92V225H91ZM91 226L89 225L88 227L90 228ZM108 226H109V225H108ZM108 226H107V227H108ZM133 226H134V225H133ZM133 226H132V228H133ZM42 227H43V226H42ZM50 227H51V226H50ZM52 227H53V224H52ZM55 227H56V226H55ZM78 227H79V226H78ZM99 227H100V226H99ZM99 227H97V228H99ZM103 227H104V226H103ZM110 227H111V226H110ZM47 228H48V227H47ZM47 228H46V229H47ZM73 228H74V227H73ZM76 228H77V227H76ZM76 228H75V229H76ZM92 228H93V227H91V229H92ZM94 228H95V227H94ZM94 228H93V229H94ZM100 228H101V227H100ZM135 228H136V227H135ZM135 228H133V230H134ZM48 229H49V228H48ZM48 229H47V230H48ZM50 229H51V228H50ZM53 229H54V228H53ZM71 229H72V227H71ZM77 229H80V228H77ZM107 229H108V228H107ZM68 230H69V229H68ZM73 230H74V229H73ZM73 230H72V231H73ZM80 230H81V229H80ZM86 230H87V229H86ZM131 230H132V229H131ZM48 231H49V230H48ZM74 231H75V230H74ZM83 231H84V230H83ZM87 231H88V230H87ZM90 231H93V230H89L88 232H90ZM104 231H105V229H104ZM95 232H96V231H95ZM43 233H44V232H43ZM78 233H80V232H78ZM112 233H113V232H112ZM46 234H47V233H46V231H45V233H44L43 235H46ZM51 234H52V233H51ZM70 234H71V232H70ZM70 234H69V235H70ZM80 234H81V233H80ZM80 234H78V235L80 236ZM85 234H86V233H85ZM87 234H88V233H87ZM87 234H86V235H87ZM89 234H91V233H89ZM95 234H96V233H95ZM95 234H94V232H93V234H91V235H95ZM114 234H116V233H114ZM133 234H134V233H133ZM98 235H99V234H98ZM98 235H97V236H98ZM0 236H1V235H0ZM82 236H85V235L82 234ZM95 236H96V235H95ZM95 236H94V237H95ZM101 236H102V234H101ZM124 236H125V235H124ZM124 236H122V237H124ZM127 236H128V235H127ZM43 237H44V236H43ZM43 237H41V238H43ZM69 237H70V236H69ZM1 238H2V237H1ZM38 238H39V237H38ZM45 238H46V237H44V239H45ZM47 238H49V237H47ZM91 238H92V237H91ZM95 238H98V237H95ZM129 238H130V237H129ZM39 239H40V238H39ZM81 239H82V238H81ZM83 239H84V237H83ZM83 239H82V240H83ZM92 239H93V238H92ZM98 239H99V238H98ZM98 239H97V240H98ZM36 240H37V239H36ZM82 240L79 239V241H82ZM97 240H95V241H97ZM127 240H128V238H127ZM41 241H42V240H41ZM84 241H85V240H84ZM91 241H93V240H91ZM124 241H126V240H124ZM128 241H129V240H128ZM93 242H94V241H93ZM97 242H98V241H97ZM92 244H93V243H92ZM76 245H77V244H76ZM76 245H74V248H75ZM79 245H80V244H79ZM84 246H85V245H84ZM87 246H88V245H87ZM127 246H128V245H126L125 248H127ZM0 248H1V247H0ZM79 248H80V247H79ZM79 248H78V250H79ZM95 248H96V247H95ZM102 248H103V246H102ZM128 248H129V247H128ZM55 249H56V248H55ZM75 249H77V248H75ZM81 249H82V247H81ZM81 249H80V252H81ZM104 250H105V248H104ZM107 250H108V249H107ZM42 251H43V250H42ZM42 251H41V252H42ZM1 252H2V251H1ZM45 252H46V250H45ZM45 252L43 251L42 253L44 254ZM52 252H53V251H52ZM57 252H59V251H57ZM63 252H64V251H63ZM89 252H90V251H89ZM89 252H88V254H89ZM91 252H92V251H91ZM108 252H111V251L108 250ZM113 252H115V251H113ZM50 253H51V252H50ZM50 253H49V255H51ZM61 253H62V251H61L60 253H58V254H61ZM52 254H53V253H52ZM54 254H55V253H54ZM63 254H64V253H63ZM106 254H107V253H106ZM109 254H110V253H109ZM56 255H57V254H56ZM56 255H53V256L56 257ZM64 255H65V254H64ZM90 255H91V253H90ZM90 255H87V256L89 257ZM107 255H108V254H107ZM132 255H133V253H132ZM61 256H62V255H61ZM87 256H86V258H87ZM47 257H48V256H47ZM51 257H52V256H51ZM62 257H63V256H62ZM59 258H60V257H59ZM59 258L57 257V259H59ZM63 258H64V257H63ZM91 258H92V257H91ZM91 258H89V259H91ZM60 259H61V258H60ZM41 260H44V257H42ZM50 260H51V259H50ZM50 260H49V261H50ZM87 260H88V258H87ZM47 261H48V258H47ZM64 261H65V260H64ZM85 261H86V260H84V262H85ZM51 262H52V261H51ZM91 262L93 263V260H92ZM45 263H46V262H45ZM55 263H56V262H55ZM53 264H54V263H53ZM86 264H87V263H86ZM88 264H90V263H88ZM94 264H95V263H94Z\"/></svg>","mask_w":264,"mask_h":264}]
</instances>
